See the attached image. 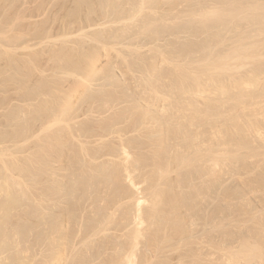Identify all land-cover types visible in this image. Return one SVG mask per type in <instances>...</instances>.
Instances as JSON below:
<instances>
[{"label": "rangeland", "instance_id": "obj_1", "mask_svg": "<svg viewBox=\"0 0 264 264\" xmlns=\"http://www.w3.org/2000/svg\"><path fill=\"white\" fill-rule=\"evenodd\" d=\"M238 1H240V2H238ZM92 2H95V3H92ZM220 2H223V3H220ZM251 3H252V5H251ZM256 3H258V4H256ZM31 4H33V5H31ZM116 4H117V6H116ZM155 4H157V5H155ZM253 4L255 5V7H253L254 6ZM263 4H264V0H262V1L261 0H232V1L231 0H226V1L225 0H215V1L214 0H210V1L209 0H192V1L191 0H178V1L177 0H149V1L148 0H141V1L140 0L139 1L138 0H134V1L133 0H130V1L129 0H124V1L120 0V2H119V0H1L0 1V22H2L1 25L3 23L4 24L2 26L0 25L1 26L0 30L2 29V31H0V38H1L0 39V46H1L0 49L1 48H4V49H1L0 56L4 53V51L5 52L7 51V52L4 53L6 56L3 54L0 57V90H1L0 91V131H1V133H0V136H1L0 144L2 143V145H0L1 146L0 147V175H1L0 176L1 177L0 188L2 187L0 189L1 190L0 191L1 192L0 193V201H1L0 202V230H1L0 233H2V234H0L1 235L0 236V249H5L4 252L2 250L3 253H1V250H0V253L2 255L0 257V261H2V262H0V263H2V264L3 263L4 264H12L13 263L14 264V261H15V264H17L18 262H19L18 264H22V263H24V264H33V263L34 264H45V263H47L48 264L51 261V260H49V258L53 259L52 258L53 256L51 254L53 253L54 249H55V252L57 253V251H56L57 248H54V247L58 246V245H55V246L53 245L54 242H55V244L57 243L56 242L57 240L54 241L55 238L53 237V232H52L55 229H53L51 231V229L54 228V224L52 223L53 222L52 219L56 222L57 216H55V213H57V211L59 213V208L61 210H63V207L65 209L69 205V207L67 209H65L66 211L64 210V213L66 215L69 213L68 218L70 219L69 221L72 223V224L71 223L70 224L74 225L76 227L75 231L76 232L78 230H80L81 232L83 231L84 234L86 235L87 233H89V231L91 229H93L94 232H95V230L97 231L98 236L96 235L97 233L95 232L94 236L91 233L92 237L90 236V233H89L90 237L87 235H86L87 237L82 235V237H80V238L79 237L73 238L76 241L78 239L83 238V237L85 238L84 241L82 239L80 241L78 240L80 243L77 242V244H78L77 245L75 243L76 241L74 242V240L71 238L72 236L74 237L73 228H75V227L69 225L70 227H73L72 228L73 232H69L70 230H68V232L71 233L72 236L70 234H68L67 231H64V229H65L63 227L64 225H62V227H60V228H56V230H55L56 232H54V235H55V233H58L57 230L63 229V230H61V232L63 231V234H64V232H66L67 233L66 235H68L69 239L73 240V242H72V240L69 241V239L67 237V242L70 245L67 242L64 243L65 244L64 245L65 250H66V248L69 249V250L67 249L68 252H65V253H70V254H67L68 256H70V258L65 255L67 257L68 261L65 260L66 259L65 258L64 261H62L63 264H65L64 262H67L66 264H82L79 262L82 261L83 259H85V260H83L82 262H84L85 264H87L88 262H89L88 264H94V263L95 264H99V263L103 264V263H101V262H103V260L107 261V262L104 261L105 264L106 263L108 264L110 262V260H112L111 263L116 262L118 264L121 261V260L118 261V259H117L119 256L120 257L122 256V258L119 257V259H122V260L125 259L127 261V259H126L127 257L123 256V253L125 252L124 253V255H125L126 251H124L121 248L122 246L121 247L119 246L118 242L123 241L122 239H124L126 236L131 237V239L134 238L135 235L134 236L132 234L130 235V233H132L133 231L135 233V231H136L135 229H137L138 226L140 225V224L139 225L137 224V221H139L138 220L139 218L138 219L136 218V216H137L136 214H138L137 213L138 208L140 209L139 211L141 212V215L144 213L143 214L144 216L143 215L142 216L147 221L148 220L149 221L144 222L145 225L142 223L141 225H143V226L140 225V229H143L141 227H144V228L146 227V229L143 230V231H145V232H143V235H144V233H145V235L144 236L140 235L139 237H141V238H138L140 242H139V245L137 244V247H135V249H136L135 251H137V253L134 252L135 253L134 257L136 258V259L133 258L136 260L134 264H155V262H157L156 264H158V263L159 264H180V263L181 264H264V94H263L264 93V72H263L264 71L263 70L264 69V66H263L264 65V54H263L264 53V33H263L264 32V27H263L264 23H261V22H264V20H263L264 19V5ZM145 5H147V6H145ZM152 5H153V7H157V8H153ZM102 6H104V7H102ZM202 6H204V7H202ZM210 6H211V8H209ZM259 7H261V8L259 9ZM215 8H218V9L216 10ZM119 9H121V10H119ZM250 9L253 11H251ZM206 10H208V11H206ZM214 10H216V11H214ZM220 11L223 13L219 17L218 14L219 13L221 14ZM134 12H136V13H134ZM204 12H205V14H204ZM210 12H211V14H210ZM169 14H170V16H168ZM193 14H195V15H193ZM209 14H210V16H209ZM105 15H107V16H105ZM118 16H120V17H118ZM91 17H93L96 22L94 20H92L93 18H91ZM205 17H207V18H205ZM143 19H145V20H143ZM203 19H205V20H203ZM78 20H80V21H78ZM109 20H111V21H109ZM156 20H157V22H156ZM236 20H239V21H236ZM92 22H93V24H92ZM191 22L193 23V25ZM198 22L200 24H198ZM226 22H227V24H226ZM250 22H251V24H250ZM186 24H189V26H187ZM228 24H230V25H228ZM240 24H242V25H240ZM222 25H223V27H222ZM157 26H159V27L157 28ZM153 27H155V28H153ZM207 27H208V29H207ZM243 27H245V29H243ZM183 28L185 29V31ZM256 28H257V30H255ZM261 28H262V30H261ZM82 29H83V31H82ZM155 29H156V31H155ZM62 30H64V31H62ZM95 30H97V31H95ZM253 30H255V31H253ZM48 32H49V34H48ZM94 33H96V34H94ZM67 34H69V35H67ZM99 35L101 38L98 37ZM218 35H219V37H218ZM12 36H13V38H12ZM8 37L10 39H8ZM3 38H4V40H3ZM6 38H7V40H6ZM95 38H98V39L95 40ZM16 39H18V40H16ZM31 39H32V41H31ZM93 39H94V41H93ZM101 39H102V41H100ZM254 40L256 42H254ZM6 41L8 44L6 43ZM70 41H72V42H70ZM10 43H12V44L14 43V44L10 45ZM130 43H132V44H130ZM241 43H242V46H241ZM77 45H79V46H77ZM83 46H84V48H83ZM95 46L99 50V53L104 51L101 53L104 56L98 55L99 60L96 61V62H98L97 66L99 67V69L100 68H102V69H100V70L98 69L97 73L93 72V74L91 73V74H89L91 76H89V75H87L88 74L87 73L88 71H86L87 69L84 68V67H87V64L79 62V61L81 59L80 57H82L81 56L82 53H84V54L87 52L90 53L91 50L93 49V47L96 48ZM105 46L107 47V49ZM73 47H74L76 52L72 51V50H74ZM78 48H80L81 50ZM64 49H67V51H65ZM13 50H15V51H13ZM68 50H70V52ZM95 51H96V49H95ZM170 51H172V52H170ZM71 52H73V53L71 54ZM96 54H98V51ZM168 55L173 56V57H169ZM223 56H224V58H222ZM60 57H62V58H60ZM61 59H62V61H61ZM63 59L65 60V62ZM157 59H158V61H157ZM175 60H177V61H175ZM63 62L64 63L67 62L66 63L67 65L64 64ZM11 63H14V64L16 63L17 64L16 67L19 66L20 68L14 67V64L12 66ZM114 63H115V65L112 67L111 65ZM151 63H154V64H151ZM19 64L21 66H23V64H24V66L21 67ZM69 64L71 65L72 68L69 66ZM106 64H107V66H108V64H111L109 66H111L112 68L117 67L116 69L114 68L116 71L113 70L112 68L111 69L108 68L109 67L108 66L107 68L110 69L109 72H111L112 74L109 73L107 68H106ZM80 65H82V66H80ZM177 65H178V67H177ZM8 66L11 68H9ZM142 66H144V67H142ZM155 66H156V70L154 69ZM152 67H153L154 72H152L153 71L151 69ZM134 68H136V69H134ZM142 68H143V70H142ZM17 69L19 70V73H18ZM67 69H68V71H67ZM149 69H151V70H149ZM101 70H102V72H100ZM104 70L106 72H108V75H110V76L115 74V76H113V77L118 78V76L121 75L122 78H119V79L120 80L122 79L124 81L120 82L118 79V81H119L118 82L117 79L115 80V78H114L113 79L114 81L112 82V78H113L112 76H111L112 78L109 77L111 80L107 76H105V77H107L108 79H106V78L103 79L102 78V77H104L103 75H107V73L104 72ZM260 70L262 71V73ZM257 72H259V73H257ZM15 73H17V74L15 75ZM81 73H82V75H81ZM104 73H106V74H104ZM151 74H153V75H151ZM122 75L124 76V79H123ZM259 75H260V77H258ZM27 76H28V78H27ZM87 76L89 78H87ZM95 77H97V78H95ZM255 77H257V78L255 79ZM92 78L93 79L95 78V79L93 80ZM213 78H215V79L213 80ZM251 78H253L256 83ZM19 79H20V81H19ZM221 79H223V82ZM6 81H8V82H6ZM106 81H108V82H106ZM252 81L255 84L251 83ZM43 83H44V85H43ZM111 83H113L114 85ZM221 84H222V86H220ZM250 85H252V86H250ZM76 86H78V87H76ZM126 87L128 90H126ZM159 88H160V90H159ZM174 88H176V89H174ZM225 88L228 91H223V90H226ZM247 88H250V89H247ZM60 89L63 92H60L61 91ZM71 89H73L75 91V95H74V91H72ZM86 89H88V90H86ZM191 90H192V92H191ZM182 91H184L183 94H182ZM188 91H190V92H188ZM234 91H235V93H234ZM69 92H71V93H69ZM150 92H152V93H150ZM260 92H261V94H260ZM5 93H7L8 95H6ZM46 93L48 94V96ZM189 93H191L193 95H190ZM242 93L245 94V97L244 96L242 97V95H243ZM80 94H81V96H79ZM95 94H96V96H95ZM169 94H170V96H169ZM232 94L234 96H232ZM44 95H45V97H44ZM64 95H65V97H64L65 99H67L68 95H70V96L73 95L72 97L74 98L73 99L70 96L68 97V98H72L70 100L71 103L69 106L71 109L70 108L69 109H70V111L73 110L71 112L68 110L69 111L68 114H67V110L65 112H64V110H62V102H64V98H63ZM105 95H107V98H105L106 97ZM127 95H129L128 96L129 98L127 97ZM144 95H146V96H144ZM156 95H158V96H156ZM39 96H40V98H39ZM55 96H56V98H55ZM108 96H110V97L108 98ZM101 97H104L103 100ZM118 97H119V99H118ZM147 97H148V99H147ZM161 97H163V98H161ZM248 97H249V99H248ZM151 98H152V100H151ZM189 98L191 100H189ZM56 99H57V101H56ZM108 99H110V100H108ZM120 99H121V101H120ZM142 99L144 101H142ZM177 99H178V101H177ZM187 99H188V101H187ZM132 100H134V101L132 102ZM60 101H62V102H60ZM89 101H90V103H89ZM114 101L117 103H115ZM197 101H198V103H197ZM50 102L52 103V105ZM141 102L142 103L145 102L147 104V106L143 103L145 105V107H144V105ZM142 105H143V107H142ZM164 105H165V108H164ZM186 105L188 107H186ZM47 106H48V108H47ZM149 106H151V107H149ZM162 106H163V108H162ZM192 106H194V107H192ZM93 107H94V109H93ZM20 108H22V109L20 110ZM60 108L62 110V115H61V110H59ZM219 108H221V109H219ZM234 108H235V110H234ZM40 109H42V110H40ZM50 109L52 110V112ZM167 109L169 110V113H168ZM190 109H192V110H190ZM222 109H223V111H222ZM93 110H95V111L93 112ZM162 110H164V111H162ZM210 110H211V112H210ZM57 111L59 112L58 114H57ZM75 111L76 112L79 111V112L75 113ZM127 111H128V113H127ZM13 112L15 115L13 114V116H12L11 113H13ZM63 112L66 114H64ZM145 112H147L148 114ZM22 113L24 114V116L20 117L22 115ZM37 113H38V115H37ZM209 114L211 117L209 116ZM51 115H53V116H51ZM57 115H59V116L61 115L60 116L61 118ZM65 115H66V117H65ZM67 115H68V117H67ZM117 115H118V117H117ZM119 115H121V116H119ZM155 115H156V117H155ZM219 115H220V117H219ZM55 116L57 119L59 117L58 120H61V121H58V120L56 121L59 123L55 122L56 118L55 119L53 118ZM145 116H146V118H145ZM192 116H194V117H192ZM11 117H13L14 119ZM142 117H144V119ZM168 117H171V118L168 119ZM154 118H156L157 121ZM180 118L183 120H181ZM50 119H51V121L53 120L54 123H53V121L52 122L49 121ZM99 120H101V121H99ZM158 120H160V121H158ZM76 122L78 124H76ZM159 122H161V124H163L162 129L167 128L166 130H167L168 136L166 135V139H167L166 141L167 142L165 141V143H166V144H164L165 146L161 145V140H162L161 131L162 130L161 131L159 130V129H161V126L158 127V125H161ZM165 122H166V124H165ZM189 122H190V125H189ZM228 122H229V124H228ZM147 123L148 124L151 123V124L148 125ZM21 124H23V125H21ZM164 125H165V127H164ZM62 126H63V128H62ZM110 126H111V128H108ZM155 126H157V127H155ZM227 126H229V127H227ZM43 127H44V129H43ZM16 128L19 130H17ZM168 128H172V129H168ZM53 129H55V130H53ZM58 129H59V131L62 129L61 130L62 134H64V136L66 137L65 139H67L66 140L67 142L64 141V142H66V144H64L62 141H61L62 143L58 144L59 140L56 141L55 136L57 134H55L54 132H56V131L59 132ZM65 129L66 130L68 129L70 133L68 132V130L66 131ZM52 130H53V132H51ZM174 130L176 131V133ZM17 131L19 133H17ZM121 131H123V132H121ZM3 132H5V133H3ZM14 132H16V133L14 134ZM155 133H157V134H155ZM51 134H52V136H51ZM12 135L15 137H13ZM49 136H51V137H49ZM158 136L160 139L158 138ZM2 137H4V138H2ZM53 137H55L54 138L55 140H53ZM230 138H231V140H230ZM36 139H38V140H36ZM46 139H48V140H46ZM51 139L53 140L52 141L53 143L55 141V143H54L55 145L57 144L56 145L57 147L55 146L56 149H58L62 146L60 148V150L58 149L59 152H61V150H62L61 153L57 152L58 157H56L57 155H56L55 151L51 150V152H54V154L50 153V148L52 146H53V149H55L54 144L50 141ZM47 141L52 143L51 145H49V147L51 146L50 148L48 146H46ZM49 142H48V144H50ZM91 143H94V144H91ZM43 144H44V146H43ZM199 145L202 147H200ZM45 146L49 149L45 150L46 149ZM58 146H60V147H58ZM125 146L127 149L129 148L128 152H130V156H127L128 159L126 158L127 154H123V152H124L123 147L125 148ZM43 148H44L45 152H44ZM120 149H121V151H120ZM58 150H56V151H58ZM165 150L167 151V153ZM168 151H169V153H168ZM184 151H185V153H184ZM2 152H3V154H2ZM46 152L48 154H46ZM97 152H99V154ZM175 152L178 154H176ZM19 153H20V155H19ZM156 153H158V154H156ZM38 154L48 155L47 156L48 157L47 162L49 161L50 164H48L47 162H46L47 164H45V165L43 164L44 166L48 165L47 167H44L42 165L44 168H41L42 166L38 160H41L43 158L40 157L41 159H38L39 158ZM59 154L63 158H61V157L59 158V156H60ZM64 154H65V157H64ZM36 155H38V157ZM49 155H54L53 158L56 157V159L57 158L59 160L61 159L63 164L58 159H57L58 161H56L55 158H54L55 160L54 159L52 160V156L50 158ZM108 155H110V156H108ZM154 155H156V156H154ZM102 157H104V158H102ZM1 158H4V159H1ZM36 158H37V164H36ZM73 158H75V159H73ZM145 158H147V159H145ZM175 158L176 159L178 158V159L176 160ZM44 159L41 161L44 162L46 160V159L45 160ZM80 159H82V160L80 161ZM71 160H72V162H71ZM18 161L23 163V164L19 163ZM29 161H31L32 164ZM158 161H160L159 164H158ZM216 161H217V163H216ZM5 162H6V164H3ZM89 162H91L92 164ZM104 162H105V164H104ZM164 162L167 164L169 163L168 164L169 167H167L169 169H167V171H166L167 173H165V171L159 173L158 171H160L159 169H161V168H158V167L160 166L161 163H164ZM38 163L41 167L38 166ZM119 163H120V165H119ZM125 163L129 167V169H127V170H126V168H128V167ZM138 163H139V165H138ZM156 163H157V165H156ZM2 164H3V166H2ZM53 164H56V165H53ZM218 165H219V167H218ZM54 166L57 168L55 169ZM104 166H106V168ZM37 167H39L41 169L39 171H43V172L38 173L39 176H36L37 174L34 173V171L37 172L35 170ZM52 167L54 169V172L55 173L57 172L56 173L57 175L54 174L55 177L52 175H49V174H53V169H52V171L50 169ZM115 167L117 169L119 168V170H117ZM160 167H162V164ZM8 168L12 171L13 174H11V171L8 170ZM39 168H37V169H39ZM45 168H48V169H45ZM59 170L62 172H59ZM91 170H93V171H91ZM128 170L132 171V174ZM2 171H4V172L2 173ZM221 171H222V173H221ZM48 172H49V174H48ZM119 172H120V174H118ZM149 172H151V173H149ZM15 174H16V176H15ZM91 174H93V175H91ZM117 174L121 179L116 180L118 178ZM127 174H130L131 176H133V179L135 181L133 179H132L133 181H131L132 177L128 176ZM7 175H9L8 178H7ZM12 175H13V177H12ZM63 175H65V176H63ZM108 175H110V177H112V179H113V176L117 177V178H114V180H116V181L111 180V178H109V177L107 179ZM160 175L162 176L161 178L159 177ZM35 176H36V178H35ZM57 176H59V177H57ZM60 176H62L63 178ZM51 177H54V178L57 177V178H59V180H62L61 183H64V184H61L60 182H58L59 181L58 179L52 178L53 180H56L57 183H55V184L59 183L57 185V187L59 188V190H57V192H56L57 188H55V187L53 188V185H55V184L52 185V182H55V181H52ZM126 177H128V178H126ZM129 177H131V178H129ZM21 178H23V179H21ZM11 179H15V180L17 179V180L15 181V180H11ZM88 179L91 181L90 183L92 185L88 183L89 182ZM109 179L111 180V182L109 181ZM177 179H178V181H177ZM28 180H29V182H28ZM1 181L3 182L2 184H1ZM82 181H83V183H82ZM112 181L116 182V183H113ZM101 182H102V184H101ZM7 183H9V184L7 185ZM21 183H22V185H21ZM31 183H33V184H31ZM18 184H19V187H18ZM60 184H61V186H65V187H62L64 189H61ZM126 184H128L129 187ZM4 185H6V186H4ZM36 185H38L39 187ZM155 185L158 186V188H160L161 185H164V187L162 186L164 191L161 190V192H164V194L162 193L164 196L162 195L163 197L160 198L163 202V204L161 202V205L163 207L160 206V208L162 207L160 209L161 214H159V212H158L160 218H156L157 216L152 214V216H155V219H154L151 215L149 217V215L146 214L148 212L149 205H150L151 201L149 202V200H148L145 202V200L154 198L152 196H154V194L158 190H159L158 192H160V189L155 188ZM167 185H170L169 189L171 187H172V189H173V187H175V188L173 190L170 189V190H172V191H170V190L166 189L168 187ZM8 186H9V188H8ZM20 187H21V189H20ZM117 188H119V189L117 190ZM122 188H124L123 190H125V188H126V190H129L130 193H128L125 190L128 193V195H127V193L124 194L125 191L123 192ZM153 188H154V191H156L155 189H158V190L155 193H153V195H151ZM3 189H5V190H3ZM23 189L26 191H24ZM109 189H110V191H109ZM60 190L61 191L63 190L62 192H64V191L67 192L66 190H68V192L64 193L65 195H63ZM113 190H114V193H113ZM119 190H121V191H119ZM224 190H226V191H224ZM6 191H7V193H6ZM23 191L27 192V193L24 194ZM34 192H36V193H34ZM9 193H11V194H9ZM13 193H14V196H13ZM20 193H21V195H20ZM55 193H57V194H55ZM77 194L78 195L80 194L79 197H77L78 196ZM9 195H12L11 196L12 198H10ZM61 195H62V198L64 197L63 199L61 198ZM94 195H96V197ZM124 195H125V197H123ZM45 196H47V197H45ZM54 196L58 197L59 203L61 201H63L62 204L60 203L61 205H63V207H61V206L59 207L60 204H58V206H55L57 204V197H56V199H54L55 198ZM59 196H60L61 200H59ZM82 196H83V198H82L83 200L81 199ZM91 196H92V200L90 201L88 199H91ZM99 196H100V198H98ZM115 196L120 197V198H118L119 201H117V197H115ZM84 197H85V200H84ZM112 197L114 198V200L112 199ZM177 197H178V199H177ZM8 198H9V200H8ZM95 198H96V202L94 201ZM97 198L99 199V202H97L98 201ZM107 198H109V199H107ZM144 198H145V200H144V202H142L140 204L141 205L140 206L137 203V201H139L140 199L143 200ZM163 198H165V199H163ZM12 199L13 200L16 199L15 200L16 202H13ZM36 199L38 201H36ZM78 199H79V201H78ZM103 199H104V201H103ZM54 200H55V203H54ZM108 200H111L112 202L115 201L112 204H115L116 202H118V203L115 206L114 205L111 206V204H110L111 202L109 201L110 203H108ZM174 200H176V202ZM17 201H18V203H17ZM83 201L84 202L85 201L90 202V204H89V202H86V204H84L86 209H85V207L82 208L83 206L80 204V203H83ZM105 201H107V203L110 204V207L107 206L108 205L107 203L105 204ZM6 202H8V204ZM96 203H98L97 209H96V206H97ZM174 203L178 205V206L176 205L178 211H175L176 208H174V206H173V205H175ZM4 204H5V206H4ZM104 204L106 206H104ZM151 205L153 206V204H151ZM151 205H150V208L152 210ZM88 206H90V207H88ZM100 206H103V207H100ZM10 207H13V208L10 209ZM105 207L106 208L108 207V209H106ZM135 207L136 208L138 207L136 213H135V210H136ZM140 207H142V210ZM52 208L54 210L56 209V211L54 212V210ZM57 208H58V210H57ZM92 208H94V209H92ZM98 208H100L101 211ZM103 208H105V209H103ZM131 208L134 210H132ZM82 209H84V210H82ZM90 209L92 210L93 214H92ZM80 210H81V212H83L82 213L83 215L80 214L81 213ZM97 210H99L98 213H97ZM129 210L131 212H129ZM151 210L149 209V211H151ZM161 210H163V211H161ZM114 211H115V213H114ZM174 211H175V213H174ZM53 212H54L55 218H53L54 216H53V214H51ZM66 212H68V213H66ZM163 212H166V213H164L166 215L169 214L168 216L170 218H168V216H167V219H168L167 221H166V215H165V217L163 216L165 219L162 217ZM49 213L51 214L50 216H49ZM96 213L99 214L100 217L103 214L104 215L100 218V217H98V215H96ZM134 213H135V215H134ZM8 214H9V216H8ZM62 214H63V212L60 215H62ZM100 214H102V215H100ZM128 214H129V216H127ZM150 214H151V212H150ZM41 215H43V216H41ZM87 215L89 217H87ZM92 215H94L95 217L94 216L92 217ZM62 216H59V217L63 220ZM80 216H81V218H80ZM106 216H109L112 220L111 221L105 220ZM134 216H135V218H134ZM64 217H67V216H64ZM90 217L92 218V220L90 219ZM44 218L45 219L47 218L46 219L47 221ZM94 218H96L97 220H98V218H100L99 220H101L102 218L103 219L105 218L104 219L105 223L107 224V222H108V224L106 225L107 228H105V223H102L100 221L102 223V224H100V222L96 221V219H94ZM149 218H151V220L153 219L152 222ZM49 219H50V221H49ZM61 219H60V221H62ZM71 219H72V221H71ZM86 219H90V220H86ZM136 219H137V221H134ZM158 219H159V222L157 221ZM39 220H41V221H39ZM76 220H78L80 222H78ZM180 220H183V221H180ZM60 221H57V223L55 225L58 227H59V225L61 226ZM73 221H75V222L73 223ZM91 221H93V222L96 221V222H98L96 224H98V225L100 224L101 226L99 225V227L96 228L97 225L94 224L95 222L91 223ZM161 221H163L162 224H164L166 222H170V223L172 222V224L170 225V223H169V225H168V223H166L168 226H166V224H164V225L161 224L162 227H160V226L157 227ZM174 221H175V223H173ZM176 221H180V223H182L183 225L179 224L178 222H177V224H179L183 227H181V226L179 227L177 225H174V224H176ZM58 222H59V224H58ZM88 222L91 226L89 224H86ZM111 222H113L112 226H111ZM157 222H158V225L156 226ZM192 222H193V224H192ZM62 223L65 224L63 221H62ZM78 223L79 224L81 223L83 225V227L81 224L79 227ZM83 223L86 225H89V227L87 228V231L89 229L88 232L87 231L85 232L86 229L84 230L85 225ZM138 223H140V222H138ZM151 223H152V225H150ZM41 224H43V225H41ZM67 224H69V223H67ZM67 224H66V226H68ZM92 224L95 225L96 227H94V226L92 227ZM117 224H118V226H117ZM185 224H187V225H185ZM147 225H149V226H147ZM109 226H111V227H109ZM163 226H165V228ZM122 227H124V228H122ZM111 228H113V229H111ZM159 228H162V230L161 229L159 230ZM163 228H164V230H163ZM67 229H71V228L66 227V230ZM155 229H157L159 233L155 234L157 232V230H155ZM179 229H180V231H179ZM80 231H78V232H80ZM94 232H93V234H94ZM4 233H5L6 237L4 236ZM60 233H58V234L61 236ZM158 234H159V237L161 235L160 239H162L161 240L162 242L159 241L160 239L157 236ZM7 235L9 236V238H7L8 237ZM59 235H58L59 239L56 235L58 241H60V238L62 237V236L60 237ZM154 235H156L157 238H155ZM10 236H12V237H10ZM78 236H81V234H79ZM13 237H15V238L13 239ZM52 237H53V241H52ZM64 237L66 239V236H64ZM75 237H77V236H75ZM95 237H97V238L95 239ZM150 237L151 238L154 237L156 240L159 239L158 241L160 242V244H158V242H157V244L159 246H157V244L153 241L154 239L151 240ZM179 237H181V238H179ZM108 238H110V239H108ZM1 239H2V243H1ZM138 239H137V241H138ZM6 240H7V242H6ZM124 240H127V237ZM61 241H63V240H61ZM90 241L92 244L89 243ZM98 241H100L99 244L97 243ZM103 241H104V243H102L103 244L102 245L101 242H103ZM113 242H115L114 245H112ZM149 242H154L153 246ZM5 243H6V245H4ZM84 243L86 244V246ZM94 243H95V245H93ZM66 245H68V247ZM108 245H111V246H108ZM154 245H156V246H154ZM1 246L5 247V248H1ZM112 246H114V247H112ZM130 246H131V244H130ZM6 247H8V248H6ZM98 247L101 248L100 250H102V251H100ZM103 247L105 249H102ZM118 247H120L123 250L122 253H120L122 250ZM12 248H13V250H12ZM16 248H17V250H16ZM21 248H24V250L23 249L21 250ZM107 248H108V250H107ZM112 248H113V250H112ZM116 248L118 250H116ZM7 249H9V250L11 249V250L9 251ZM84 250H86V251H84ZM96 250H98V251L95 252ZM104 250H106V251H104ZM8 251L10 254L8 253ZM91 251H92V253L95 252L93 254L94 255L93 257H91L92 256ZM31 252H32V254H31ZM98 252L101 254H99ZM129 252H130V250H129ZM56 253H55V255H56ZM96 253H97V255H96ZM107 253H109V254H107ZM22 254L26 255L27 257L23 256ZM28 254H29V256H28ZM82 254H85V255H82ZM8 255L9 256L15 255L14 259L16 258L17 261L13 260V258L11 256H10V258H8L9 257ZM30 255H31V257H30ZM113 255H116V257ZM50 256H52V257H50ZM98 256L100 257V259L102 261L99 259ZM109 256H111V257L109 258ZM159 256H161V257H159ZM6 257H7V259H6ZM20 257H23V258L25 257V258L23 259ZM79 257L82 258V260ZM88 257H89V259L90 258H92V259L88 260ZM102 257H104V259H102ZM93 258H95V259L93 260ZM113 258H114V262H113ZM19 259L22 261H20ZM47 259L49 260L48 262H46ZM116 259L118 262L115 261ZM3 260H5V261H3ZM23 260L24 261L26 260V261L24 262ZM92 260L94 261L93 263H92ZM95 260L96 261L100 260L101 262H96ZM27 261L28 262L30 261L31 263L30 262L27 263ZM126 261H124V264L126 263ZM122 262L123 261H121V264H123ZM161 262H163V263H161Z\"/></svg>", "mask_w": 264, "mask_h": 264}, {"label": "bare ground", "instance_id": "obj_2", "mask_svg": "<svg viewBox=\"0 0 264 264\" xmlns=\"http://www.w3.org/2000/svg\"><path fill=\"white\" fill-rule=\"evenodd\" d=\"M0 1H1V0H0ZM123 1H124V0H123ZM129 1H130V0H129ZM133 1H134V0H133ZM138 1H139V0H138ZM140 1H141V0H140ZM148 1H149V0H148ZM177 1H178V0H177ZM191 1H192V0H191ZM209 1H210V0H209ZM214 1H215V0H214ZM225 1H226V0H225ZM231 1H232V0H231ZM261 1H262V0H261ZM119 2H120V0H119ZM150 2H151V1H150ZM175 2H176V1H175ZM175 2H174V3H175ZM185 2H186V1H185ZM238 2H240V1H238ZM14 3H15V2H14ZM17 3H18V2H17ZM22 3H23V2H22ZM33 3H34V2H33ZM92 3H95V2H92ZM122 3H123V2H122ZM127 3H128V2H127ZM137 3H138V2H137ZM140 3H141V2H140ZM183 3H184V2H183ZM188 3H189V2H188ZM215 3H216V2H215ZM220 3H223V2H220ZM24 4H25V3H24ZM103 4H104V3H103ZM130 4H131V3H130ZM134 4H135V3H134ZM138 4H139V3H138ZM142 4H143V3H142ZM148 4H149V3H148ZM181 4H182V3H181ZM249 4H250V3H249ZM256 4H258V3H256ZM31 5H33V4H31ZM81 5H82V4H81ZM100 5H101V4H100ZM155 5H157V4H155ZM190 5H191V4H190ZM251 5H252V3H251ZM253 5H254V4H253ZM260 5H261V4H260ZM263 5H264V4H263ZM78 6H79V5H78ZM93 6H94V5H93ZM105 6H106V5H105ZM108 6H109V5H108ZM116 6H117V4H116ZM138 6H139V5H138ZM145 6H147V5H145ZM91 7H92V6H91ZM102 7H104V6H102ZM102 7H101V8H102ZM114 7H115V6H114ZM152 7H153V5H152ZM162 7H163V6H162ZM171 7H172V6H171ZM176 7H177V6H176ZM194 7H195V6H194ZM202 7H204V6H202ZM253 7H255V5H254ZM253 7H252V8H253ZM79 8H80V7H79ZM123 8H124V7H123ZM153 8H157V7H153ZM173 8H174V7H173ZM187 8H188V7H187ZM187 8H186V9H187ZM198 8H199V7H198ZM209 8H211V6H210ZM222 8H223V7H222ZM247 8H248V7H247ZM260 8H261V7H259V9H260ZM6 9H7V8H6ZM6 9H5V10H6ZM93 9H94V8H93ZM103 9H104V8H103ZM121 9H122V8H121ZM121 9H119V10H121ZM196 9H197V8H196ZM215 9L217 10L218 8H215ZM255 9H256V8H255ZM1 10H2V9H1ZM97 10H98V9H97ZM116 10H117V9H116ZM123 10H124V9H123ZM140 10H141V9H140ZM173 10H174V9H173ZM192 10H193V9H192ZM192 10H191V11H192ZM212 10H213V9H212ZM216 10H214V11H216ZM235 10H236V9H235ZM235 10H234V11H235ZM250 10H251V9H250ZM99 11H100V10H99ZM105 11H106V10H105ZM113 11H114V10H113ZM125 11H126V10H125ZM129 11H130V10H129ZM199 11H200V10H199ZM204 11H205V10H204ZM206 11H208V10H206ZM210 11H211V10H210ZM221 11H222V10H221ZM221 11H220V12H221ZM251 11H253V10H251ZM258 11H259V10H258ZM75 12H76V11H75ZM136 12H137V11H136ZM136 12H134V13H136ZM186 12H187V11H186ZM194 12H195V11H194ZM212 12H213V11H212ZM218 12H219V11H218ZM218 12H217V13H218ZM226 12H227V11H226ZM137 13H138V12H137ZM145 13H146V12H145ZM154 13H155V12H154ZM207 13H208V12H207ZM222 13H223V12H221V14H220V13L218 14L219 17H220V15H222ZM247 13H248V12H247ZM2 14H3V13H2ZM36 14H37V13H36ZM45 14H46V13H45ZM115 14H116V13H115ZM126 14H127V13H126ZM163 14H164V13H163ZM185 14H186V13H185ZM185 14H184V15H185ZM191 14H192V13H191ZM204 14H205V12H204ZM210 14H211V12H210ZM210 14H209V16H210ZM232 14H233V13H232ZM243 14H244V13H243ZM16 15H17V14H16ZM20 15H21V14H20ZM70 15H71V14H70ZM73 15H74V14H73ZM78 15H79V14H78ZM78 15H77V16H78ZM87 15H88V14H87ZM180 15H181V14H180ZM186 15H187V14H186ZM193 15H195V14H193ZM193 15H192V16H193ZM223 15H224V14H223ZM257 15H258V14H257ZM75 16H76V15H75ZM75 16H74V17H75ZM96 16H97V15H96ZM99 16H100V15H99ZM105 16H107V15H105ZM133 16H134V15H133ZM144 16H145V15H144ZM144 16H143V17H144ZM168 16H170V14H169ZM198 16H199V15H198ZM209 16H208V17H209ZM251 16H252V15H251ZM259 16H260V15H259ZM262 16H263V15H262ZM48 17H49V16H48ZM101 17H102V16H101ZM118 17H120V16H118ZM126 17H127V16H126ZM157 17H158V16H157ZM160 17H161V16H160ZM211 17H212V16H211ZM211 17H210V18H211ZM226 17H227V16H226ZM242 17H243V16H242ZM12 18H13V17H12ZM75 18H76V17H75ZM91 18H93V17H91ZM109 18H110V17H109ZM132 18H133V17H132ZM153 18H154V17H153ZM175 18H176V17H175ZM175 18H174V19H175ZM205 18H207V17H205ZM232 18H233V17H232ZM250 18H251V17H250ZM252 18H253V17H252ZM5 19H6V18H5ZM125 19H126V18H125ZM163 19H164V18H163ZM183 19H184V18H183ZM254 19H255V18H254ZM261 19H262V18H261ZM2 20H3V19H2ZM85 20H86V19H85ZM92 20L95 21L94 18H93ZM143 20H145V19H143ZM152 20H153V19H152ZM166 20H167V19H166ZM203 20H205V19H203ZM212 20H213V19H212ZM216 20H217V19H216ZM222 20H223V19H222ZM263 20H264V19H263ZM263 20H262V21H263ZM13 21H14V20H13ZM78 21H80V20H78ZM90 21H91V20H90ZM109 21H111V20H109ZM154 21H155V20H154ZM206 21H207V20H206ZM206 21H205V22H206ZM230 21H231V20H230ZM236 21H239V20H236ZM240 21H241V20H240ZM11 22H12V21H11ZM14 22H15V21H14ZM16 22H17V21H16ZM85 22H86V21H85ZM85 22H84V23H85ZM95 22H96V21H95ZM101 22H102V21H101ZM101 22H100V23H101ZM156 22H157V20H156ZM194 22H195V21H194ZM228 22H229V21H228ZM241 22H242V21H241ZM256 22H257V21H256ZM1 23H2V22H0V25H1ZM78 23H79V22H78ZM143 23H144V22H143ZM149 23H150V22H149ZM191 23H192V22H191ZM223 23H224V22H223ZM229 23H230V22H229ZM231 23H232V22H231ZM259 23H260V22H259ZM261 23H264V22H261ZM3 24H4V23H3ZM3 24H2V25H3ZM12 24H13V23H12ZM30 24H31V23H30ZM81 24H82V23H81ZM92 24H93V22H92ZM104 24H105V23H104ZM198 24H200V23L198 22ZM226 24H227V22H226ZM238 24H239V23H238ZM250 24H251V22H250ZM2 25H1V26H2ZM71 25H72V24H71ZM78 25H79V24H78ZM98 25H99V24H98ZM186 25L189 26V24H186ZM190 25H191V24H190ZM192 25H193V23H192ZM217 25H218V24H217ZM223 25H224V24H223ZM223 25H222V27H223ZM228 25H230V24H228ZM240 25H242V24H240ZM246 25H247V24H246ZM260 25H261V24H260ZM1 26H0V27H1ZM10 26H11V25H10ZM17 26H18V25H17ZM47 26H48V25H47ZM68 26H69V25H68ZM75 26H76V25H75ZM95 26H96V25H95ZM143 26H144V25H143ZM171 26H172V25H171ZM195 26H196V25H195ZM220 26H221V25H220ZM234 26H235V25H234ZM261 26H262V25H261ZM11 27H12V26H11ZM14 27H15V26H14ZM66 27H67V26H66ZM81 27H82V26H81ZM158 27H159V26H157V28H158ZM183 27H184V26H183ZM239 27H240V26H239ZM263 27H264V26H263ZM8 28H9V27H8ZM20 28H21V27H20ZM25 28H26V27H25ZM75 28H76V27H75ZM143 28H144V27H143ZM149 28H150V27H149ZM153 28H155V27H153ZM161 28H162V27H161ZM163 28H164V27H163ZM180 28H181V27H180ZM184 28H185V27H184ZM184 28H183V29H184ZM205 28H206V27H205ZM205 28H204V29H205ZM225 28H226V27H225ZM237 28H238V27H237ZM6 29H7V28H6ZM27 29H28V28H27ZM34 29H35V28H34ZM65 29H66V28H65ZM70 29H71V28H70ZM86 29H87V28H86ZM104 29H105V28H104ZM131 29H132V28H131ZM181 29H182V28H181ZM202 29H203V28H202ZM207 29H208V27H207ZM214 29H215V28H214ZM232 29H233V28H232ZM243 29H245V27H243ZM3 30H4V29H3ZM36 30H37V29H36ZM80 30H81V29H80ZM80 30H79V31H80ZM117 30H118V29H117ZM147 30H148V29H147ZM190 30H191V29H190ZM255 30H257V28H256ZM255 30H253V31H255ZM261 30H262V28H261ZM0 31H2V29H1ZM12 31H13V30H12ZM48 31H49V30H48ZM62 31H64V30H62ZM82 31H83V29H82ZM95 31H97V30H95ZM107 31H108V30H107ZM155 31H156V29H155ZM179 31H180V30H179ZM181 31H182V30H181ZM184 31H185V29H184ZM223 31H224V30H223ZM236 31H237V30H236ZM243 31H244V30H243ZM5 32H6V31H5ZM5 32H4V33H5ZM15 32H16V31H15ZM21 32H22V31H21ZM24 32H25V31H24ZM36 32H37V31H36ZM84 32H85V31H84ZM99 32H100V31H99ZM108 32H109V31H108ZM112 32H113V31H112ZM221 32H222V31H221ZM226 32H227V31H226ZM257 32H258V31H257ZM10 33H11V32H10ZM117 33H118V32H117ZM151 33H152V32H151ZM197 33H198V32H197ZM261 33H262V32H261ZM263 33H264V32H263ZM26 34H27V33H26ZM48 34H49V32H48ZM91 34H92V33H91ZM91 34H90V35H91ZM94 34H96V33H94ZM98 34H99V33H98ZM101 34H102V33H101ZM177 34H178V33H177ZM191 34H192V33H191ZM2 35H3V34H2ZM8 35H9V34H8ZM23 35H24V34H23ZM64 35H65V34H64ZM67 35H69V34H67ZM105 35H106V34H105ZM110 35H111V34H110ZM138 35H139V34H138ZM216 35H217V34H216ZM257 35H258V34H257ZM26 36H27V35H26ZM101 36H102V35H101ZM116 36H117V35H116ZM116 36H115V37H116ZM145 36H146V35H145ZM250 36H251V35H250ZM262 36H263V35H262ZM17 37H18V36H17ZM98 37H100V35H99ZM111 37H112V36H111ZM147 37H148V36H147ZM151 37H152V36H151ZM218 37H219V35H218ZM218 37H217V38H218ZM221 37H222V36H221ZM12 38H13V36H12ZM23 38H24V37H23ZM100 38H101V37H100ZM139 38H140V37H139ZM0 39H1V38H0ZM8 39H10V38L8 37ZM96 39H98V38H95V40H96ZM115 39H116V38H115ZM131 39H132V38H131ZM145 39H146V38H145ZM222 39H223V38H222ZM255 39H256V38H255ZM3 40H4V38H3ZM6 40H7V38H6ZM16 40H18V39H16ZM35 40H36V39H35ZM103 40H104V39H103ZM126 40H127V39H126ZM157 40H158V39H157ZM223 40H224V39H223ZM239 40H240V39H239ZM259 40H260V39H259ZM13 41H14V40H13ZM31 41H32V39H31ZM93 41H94V39H93ZM100 41H102V39H101ZM109 41H110V40H109ZM132 41H133V40H132ZM218 41H219V40H218ZM1 42H2V41H1ZM14 42H15V41H14ZM16 42H17V41H16ZM70 42H72V41H70ZM85 42H86V41H85ZM135 42H136V41H135ZM237 42H238V41H237ZM237 42H236V43H237ZM240 42H241V41H240ZM254 42H256V41L254 40ZM2 43H3V42H2ZM6 43H7V41H6ZM27 43H28V42H27ZM27 43H26V44H27ZM74 43H75V42H74ZM102 43H103V42H102ZM108 43H109V42H108ZM236 43H235V44H236ZM248 43H249V42H248ZM251 43H252V42H251ZM4 44H5V43H4ZM7 44H8V43H7ZM11 44H12V43H10V45H11ZM13 44H14V43H13ZM13 44H12V45H13ZM16 44H17V43H16ZM83 44H84V43H83ZM113 44H114V43H113ZM122 44H123V43H122ZM124 44H125V43H124ZM128 44H129V43H128ZM130 44H132V43H130ZM140 44H141V43H140ZM246 44H247V43H246ZM249 44H250V43H249ZM1 45H2V44H1ZM5 45H6V44H5ZM134 45H135V44H134ZM198 45H199V44H198ZM64 46H65V45H64ZM77 46H79V45H77ZM141 46H142V45H141ZM202 46H203V45H202ZM230 46H231V45H230ZM239 46H240V45H239ZM241 46H242V43H241ZM0 47H1V46H0ZM95 47H96V46H95ZM105 47H106V46H105ZM227 47H228V46H227ZM259 47H260V46H259ZM71 48H72V47H71ZM83 48H84V46H83ZM178 48H179V47H178ZM254 48H255V47H254ZM1 49H4V48H1ZM1 49H0V51H1ZM67 49H68V48H67ZM67 49H64V50L67 51ZM73 49H74V47H73ZM78 49H80V48H78ZM90 49H91V48H90ZM93 49H94V50H93ZM93 49H92L93 51H92V50H91V52L89 51L90 53H88V52L85 53V54L82 53V55H81L82 57H80V58H81L80 61L78 60L79 62H82V63L87 64V67H84L85 69H87L86 71H88V72H87V73H88L87 75H89V74H91V73L93 74V72H94V73H97V72H98L99 67L97 66V63H98V62H96V61L99 60L98 55H102L101 53L104 52V51H102V52L99 53V50L97 49V47H96V48L93 47ZM95 49H96V51H95ZM106 49H107V47H106ZM106 49H105V50H106ZM235 49H236V48H235ZM80 50H81V49H80ZM102 50H103V49H102ZM194 50H195V49H194ZM233 50H234V49H233ZM13 51H15V50H13ZM68 51L70 52V50H68ZM72 51H75V49L72 50ZM97 51H98V54H96ZM258 51H259V50H258ZM6 52H7V51H6ZM6 52L4 51V53H6ZM9 52H10V51H9ZM75 52H76V51H75ZM170 52H172V51H170ZM223 52H224V51H223ZM226 52H227V51H226ZM226 52H225V53H226ZM4 53H3V54H4ZM57 53H58V52H57ZM72 53H73V52H71V54H72ZM193 53H194V52H193ZM228 53H229V52H228ZM240 53H241V52H240ZM3 54H2V55H3ZM64 54H65V53H64ZM83 54H84V55H83ZM103 54H104V53H103ZM254 54H255V53H254ZM259 54H260V53H259ZM263 54H264V53H263ZM2 55H1V56H2ZM4 55H5V54H4ZM57 55H58V54H57ZM59 55H60V54H59ZM215 55H216V54H215ZM242 55H243V54H242ZM1 56H0V57H1ZM5 56H6V55H5ZM68 56H69V55H68ZM102 56H104V55H102ZM102 56H101V57H102ZM159 56H160V55H159ZM168 56H169V55H168ZM191 56H192V55H191ZM17 57H18V56H17ZM63 57H64V56H63ZM65 57H66V56H65ZM169 57H173V56H169ZM207 57H208V56H207ZM235 57H236V56H235ZM6 58H7V57H6ZM9 58H10V57H9ZM20 58H21V57H20ZM60 58H62V57H60ZM68 58H69V57H68ZM73 58H74V57H73ZM76 58H77V57H76ZM97 58H98V59H97ZM158 58H159V57H158ZM222 58H224V56H223ZM2 59H3V58H2ZM15 59H16V58H15ZM170 59H171V58H170ZM175 59H176V58H175ZM193 59H194V58H193ZM63 60H64V59H63ZM69 60H70V59H69ZM73 60H74V59H73ZM138 60H139V59H138ZM138 60H137V61H138ZM218 60H219V59H218ZM230 60H231V59H230ZM6 61H7V60H6ZM13 61H14V60H13ZM17 61H18V60H17ZM33 61H34V60H33ZM33 61H32V62H33ZM61 61H62V59H61ZM134 61H135V60H134ZM140 61H141V60H140ZM151 61H152V60H151ZM157 61H158V59H157ZM160 61H161V60H160ZM162 61H163V60H162ZM175 61H177V60H175ZM193 61H194V60H193ZM11 62H12V61H11ZM38 62H39V61H38ZM64 62H65V60H64ZM64 62H63V63H64ZM70 62H71V61H70ZM182 62H183V61H182ZM196 62H197V61H196ZM216 62H217V61H216ZM61 63H62V62H61ZM66 63H67V62H66ZM66 63H64V64H66ZM68 63H69V62H68ZM110 63H111V62H110ZM156 63H157V62H156ZM159 63H160V62H159ZM11 64H12V66H13L14 63H11ZM38 64H39V63H38ZM72 64H73V63H72ZM74 64H75V63H74ZM80 64H81V63H80ZM117 64H118V63H117ZM131 64H132V63H131ZM134 64H135V63H134ZM144 64H145V63H144ZM151 64H154V63H151ZM151 64H150V65H151ZM220 64H221V63H220ZM9 65H10V64H9ZM16 65H17V64L15 63V64H14V67H16ZM19 65H20V64H19ZM66 65H67V64H66ZM83 65H84V64H83ZM88 65H89V66H88ZM98 65H99V64H98ZM109 65H111V64H108V66H109ZM114 65H115V63L112 64L111 66L113 67ZM145 65H146V64H145ZM145 65H144V66H145ZM160 65H161V64H160ZM10 66H11V65H10ZM12 66H11V67H12ZM20 66H21V65H20ZM23 66H24V64H23ZM23 66H21V67H23ZM69 66L71 67L70 64H69ZM80 66H82V65H80ZM108 66H107V64H106V68H107ZM111 66H109L108 68L111 69V68H112ZM134 66H135V65H134ZM144 66H142V67H144ZM148 66H149V65H148ZM151 66H152V65H151ZM216 66H217V65H216ZM260 66H261V65H260ZM260 66H259V67H260ZM263 66H264V65H263ZM8 67H9V66H8ZM11 67H9V68H11ZM14 67H13V68H14ZM17 67H19V66H17ZM17 67H16V68H17ZM67 67H68V66H67ZM157 67H158V66H157ZM177 67H178V65H177ZM16 68H15V69H16ZM19 68H20V67H19ZM71 68H72V67H71ZM71 68H70V69H71ZM108 68H107V70H108V72H109L110 69H108ZM114 68H115V67H114ZM114 68H112V69L115 70L117 67H116L115 69H114ZM218 68H219V67H218ZM225 68H226V67H225ZM252 68H253V67H252ZM255 68H256V67H255ZM260 68H261V67H260ZM6 69H7V68H6ZM22 69H23V68H22ZM63 69H64V68H63ZM79 69H80V68H79ZM100 69H102V68H100ZM100 69H99V70H100ZM134 69H136V68H134ZM151 69L153 70V67H152ZM151 69H149V70H151ZM154 69L156 70V66L154 67ZM177 69H178V68H177ZM221 69H222V68H221ZM11 70H12V69H11ZM17 70H18V69H17ZM25 70H26V69H25ZM60 70H61V69H60ZM73 70H74V69H73ZM126 70H127V69H126ZM142 70H143V68H142ZM195 70H196V69H195ZM263 70H264V69H263ZM26 71H27V70H26ZM55 71H56V70H55ZM63 71H64V70H63ZM67 71H68V69H67ZM78 71H79V70H78ZM115 71H116V70H115ZM180 71H181V70H180ZM201 71H202V70H201ZM248 71H249V70H248ZM260 71H261V70H260ZM82 72H83V71H82ZM84 72H85V71H84ZM100 72H102V70H101ZM104 72H106V71L104 70ZM108 72H106L107 75H103V76H104V77H102L103 79H104V78L108 79L109 77L112 78L113 76H115V74H113V75H111V76H112V77H111L110 75H108ZM125 72H126V71H125ZM152 72H154V70H153ZM156 72H157V71H156ZM194 72H195V71H194ZM251 72H252V71H251ZM263 72H264V71H263ZM18 73H19V70H18ZM25 73H26V72H25ZM54 73H55V72H54ZM64 73H65V72H64ZM66 73H67V72H66ZM106 73H104V74H106ZM109 73H111V72H109ZM119 73H120V72H119ZM244 73H245V72H244ZM257 73H259V72H257ZM261 73H262V71H261ZM13 74H14V73H13ZM16 74H17V73H15V75H16ZM20 74H21V73H20ZM67 74H68V73H67ZM70 74H71V73H70ZM75 74H76V73H75ZM77 74H78V73H77ZM111 74H112V73H111ZM144 74H145V73H144ZM15 75H14V76H15ZM52 75H53V74H52ZM81 75H82V73H81ZM81 75H80V76H81ZM96 75H97V74H96ZM151 75H153V74H151ZM260 75H261V74H260ZM260 75H259L258 77H260ZM22 76H23V75H22ZM83 76H84V75H83ZM85 76H86V75H85ZM89 76H91V75H89ZM105 76H107L108 78L105 77ZM119 76H120V77H119ZM119 76H118V78H117V77H113V78H112V82L114 81V80H113L114 78H115V80L117 79V81H118L119 78H122L121 75H119ZM122 76H123V75H122ZM156 76H157V75H156ZM237 76H238V75H237ZM52 77H53V76H52ZM57 77H58V76H57ZM168 77H169V76H168ZM188 77H189V76H188ZM13 78H14V77H13ZM27 78H28V76H27ZM87 78H89V77L87 76ZM95 78H97V77H95ZM95 78H94V79H95ZM110 78H109V79H110ZM237 78H238V77H237ZM256 78H257V77H255V79H256ZM83 79H84V78H83ZM92 79H93V78H92ZM94 79H93V80H94ZM103 79H102V80H103ZM123 79H124V76H123ZM156 79H157V78H156ZM214 79H215V78H213V80H214ZM216 79H217V78H216ZM251 79L254 81L253 78H251ZM260 79H261V78H260ZM2 80H3V79H2ZM22 80H23V79H22ZM110 80H111V79H110ZM146 80H147V79H146ZM152 80H153V79H152ZM161 80H162V79H161ZM221 80H222V82H223V79H221ZM247 80H248V79H247ZM257 80H258V79H257ZM19 81H20V79H19ZM119 81L121 82V81H124V80H122V79L120 80V79H119ZM119 81H118V82H119ZM128 81H129V80H128ZM150 81H151V80H150ZM159 81H160V80H159ZM203 81H204V80H203ZM208 81H209V80H208ZM219 81H220V80H219ZM250 81H251V80H250ZM253 81H252L251 83H254V82H255V81H254V82H253ZM258 81H259V80H258ZM6 82H8V81H6ZM22 82H23V81H22ZM49 82H50V81H49ZM49 82H48V83H49ZM59 82H60V81H59ZM77 82H78V81H77ZM106 82H108V81H106ZM153 82H154V81H153ZM215 82H216V81H215ZM220 82H221V81H220ZM220 82H219V83H220ZM229 82H230V81H229ZM123 83H124V82H123ZM154 83H155V82H154ZM166 83H167V82H166ZM202 83H203V82H202ZM249 83H250V82H249ZM251 83H250V84H251ZM255 83H256V82H255ZM255 83H254V84H255ZM49 84H50V83H49ZM73 84H74V83H73ZM75 84H76V83H75ZM77 84H78V83H77ZM99 84H100V83H99ZM101 84H102V83H101ZM105 84H106V83H105ZM111 84H113V83H111ZM190 84H191V83H190ZM203 84H204V83H203ZM209 84H210V83H209ZM239 84H240V83H239ZM246 84H247V83H246ZM7 85H8V84H7ZM43 85H44V83H43ZM56 85H57V84H56ZM89 85H90V84H89ZM97 85H98V84H97ZM113 85H114V84H113ZM126 85H127V84H126ZM156 85H157V84H156ZM176 85H177V84H176ZM217 85H218V84H217ZM228 85H229V84H228ZM258 85H259V84H258ZM258 85H257V86H258ZM71 86H72V85H71ZM173 86H174V85H173ZM177 86H178V85H177ZM220 86H222V84H221ZM223 86H224V85H223ZM226 86H227V85H226ZM248 86H249V85H248ZM250 86H252V85H250ZM254 86H255V85H254ZM254 86H253V87H254ZM73 87H74V86H73ZM76 87H78V86H76ZM100 87H101V86H100ZM122 87H123V86H122ZM150 87H151V86H150ZM163 87H164V86H163ZM207 87H208V86H207ZM90 88H91V87H90ZM118 88H119V87H118ZM128 88H129V87H128ZM166 88H167V87H166ZM217 88H218V87H217ZM229 88H230V87H229ZM240 88H241V87H240ZM258 88H259V87H258ZM57 89H58V88H57ZM62 89H63V88H62ZM75 89H76V88H75ZM78 89H79V88H78ZM112 89H113V88H112ZM114 89H115V88H114ZM122 89H123V88H122ZM163 89H164V88H163ZM174 89H176V88H174ZM178 89H179V88H178ZM188 89H189V88H188ZM214 89H215V88H214ZM225 89H226V88H225ZM247 89H250V88H247ZM27 90H28V89H27ZM60 90H61V89H60ZM68 90H69V89H68ZM71 90L74 91L73 89H71ZM86 90H88V89H86ZM108 90H109V89H108ZM120 90H121V89H120ZM126 90H128L127 87H126ZM134 90H135V89H134ZM143 90H144V89H143ZM145 90H146V89H145ZM152 90H153V89H152ZM159 90H160V88H159ZM202 90H203V89H202ZM239 90H240V89H239ZM0 91H1V90H0ZM76 91H77V90H76ZM100 91H101V90H100ZM114 91H115V90H114ZM130 91H131V90H130ZM193 91H194V90H193ZM204 91H205V90H204ZM207 91H208V90H207ZM223 91H228V90L226 89V90H223ZM240 91H241V90H240ZM60 92H63V91L61 90ZM66 92H67V91H66ZM85 92H86V91H85ZM103 92H104V91H103ZM126 92H127V91H126ZM144 92H145V91H144ZM179 92H180V91H179ZM183 92H184V91H182V94H183ZM188 92H190V91H188ZM191 92H192V90H191ZM209 92H210V91H209ZM32 93H33V92H32ZM53 93H54V92H53ZM69 93H71V92H69ZM112 93H113V92H112ZM150 93H152V92H150ZM155 93H156V92H155ZM165 93H166V92H165ZM170 93H171V92H170ZM174 93H175V92H174ZM205 93H206V92H205ZM214 93H215V92H214ZM217 93H218V92H217ZM221 93H222V92H221ZM227 93H228V92H227ZM234 93H235V91H234ZM238 93H239V92H238ZM238 93H237V94H238ZM240 93H241V92H240ZM244 93H245V92H244ZM5 94L8 95L7 93H5ZM46 94H47V93H46ZM49 94H50V93H49ZM61 94H62V93H61ZM66 94H67V93H66ZM81 94H82V93H81ZM81 94H80L79 96H81ZM85 94H86V93H85ZM93 94H94V93H93ZM98 94H99V93H98ZM98 94H97V95H98ZM101 94H102V93H101ZM103 94H104V93H103ZM108 94H109V93H108ZM127 94H128V93H127ZM137 94H138V93H137ZM184 94H185V93H184ZM189 94H190V95H193V94H191V93H189ZM218 94H219V93H218ZM237 94H236V95H237ZM242 94H243V93H242ZM246 94H247V93H246ZM260 94H261V92H260ZM263 94H264V93H263ZM74 95H75V91H74ZM82 95H83V94H82ZM87 95H88V94H87ZM146 95H147V94H146ZM146 95H144V96H146ZM174 95H175V94H174ZM186 95H187V94H186ZM47 96H48V94H47ZM66 96H67V95H66ZM69 96H70V95H68V97H69ZM72 96H73V95H72ZM72 96H70V97H72ZM79 96H78V97H79ZM83 96H84V95H83ZM95 96H96V94H95ZM95 96H94V97H95ZM105 96H106L105 98H107V95H105ZM128 96H129V95H127V97H128ZM148 96H149V95H148ZM156 96H158V95H156ZM169 96H170V94H169ZM232 96H234V95L232 94ZM238 96H239V95H238ZM243 96L245 97V94H243L242 97H243ZM12 97H13V96H12ZM44 97H45V95H44ZM64 97H65V95L63 96V98H64ZM68 97H67V99L64 98V102L60 101V102H62V110H64V112L67 110V114H68V112H69L70 109H71V108L69 107V106H70V103H71L70 100L73 98V97H72V98H68ZM74 97H75V96H74ZM88 97H89V96H88ZM109 97H110V96H108V98H109ZM120 97H121V96H120ZM230 97H231V96H230ZM14 98H15V97H14ZM21 98H22V97H21ZM39 98H40V96H39ZM55 98H56V96H55ZM75 98H76V97H75ZM92 98H93V97H92ZM101 98H102V100H103L104 97H101ZM111 98H112V97H111ZM128 98H129V97H128ZM135 98H136V97H135ZM140 98H141V97H140ZM153 98H154V97H153ZM161 98H163V97H161ZM191 98H192V97H191ZM226 98H227V97H226ZM237 98H238V97H237ZM240 98H241V97H240ZM37 99H38V98H37ZM73 99H74V98H73ZM76 99H77V98H76ZM88 99H89V98H88ZM95 99H96V98H95ZM97 99H98V98H97ZM118 99H119V97H118ZM118 99H117V100H118ZM124 99H125V98H124ZM126 99H127V98H126ZM138 99H139V98H138ZM147 99H148V97H147ZM184 99H185V98H184ZM241 99H242V98H241ZM246 99H247V98H246ZM248 99H249V97H248ZM248 99H247V100H248ZM22 100H23V99H22ZM92 100H93V99H92ZM104 100H105V99H104ZM108 100H110V99H108ZM108 100H107V101H108ZM117 100H116V101H117ZM151 100H152V98H151ZM153 100H154V99H153ZM157 100H158V99H157ZM165 100H166V99H165ZM189 100H191V99L189 98ZM6 101H7V100H6ZM45 101H46V100H45ZM52 101H53V100H52ZM56 101H57V99H56ZM76 101H77V100H76ZM120 101H121V99H120ZM122 101H123V100H122ZM126 101H127V100H126ZM126 101H125V102H126ZM133 101H134V100H132V102H133ZM142 101H144V100L142 99ZM146 101H147V100H146ZM177 101H178V99H177ZM185 101H186V100H185ZM187 101H188V99H187ZM248 101H249V100H248ZM41 102H42V101H41ZM41 102H40V103H41ZM43 102H44V101H43ZM86 102H87V101H86ZM98 102H99V101H98ZM114 102H115V101H114ZM127 102H128V101H127ZM147 102H148V101H147ZM165 102H166V101H165ZM48 103H49V102H48ZM50 103H51V102H50ZM53 103H54V102H53ZM56 103H57V102H56ZM58 103H59V102H58ZM74 103H75V102H74ZM74 103H73V104H74ZM89 103H90V101H89ZM115 103H117V102H115ZM141 103H142V102H141ZM143 103L147 106V104H146L145 102H143ZM143 103H142V104H143ZM153 103H154V102H153ZM197 103H198V101H197ZM60 104H61V103H60ZM144 104H143V105H144ZM151 104H152V103H151ZM183 104H184V103H183ZM195 104H196V103H195ZM217 104H218V103H217ZM47 105H48V104H47ZM51 105H52V103H51ZM53 105H54V104H53ZM88 105H89V104H88ZM94 105H95V104H94ZM94 105H93V106H94ZM143 105H142V107H143ZM145 105H144V107H145ZM149 105H150V104H149ZM152 105H153V104H152ZM158 105H159V104H158ZM166 105H167V104H166ZM191 105H192V104H191ZM15 106H16V105H15ZM36 106H37V105H36ZM42 106H43V105H42ZM42 106H41V107H42ZM55 106H56V105H55ZM71 106H72V105H71ZM83 106H84V105H83ZM110 106H111V105H110ZM155 106H156V105H155ZM219 106H220V105H219ZM222 106H223V105H222ZM237 106H238V105H237ZM18 107H19V106H18ZM20 107H21V106H20ZM27 107H28V106H27ZM39 107H40V106H39ZM45 107H46V106H45ZM53 107H54V106H53ZM60 107H61V106H60ZM149 107H151V106H149ZM183 107H184V106H183ZM186 107H188V106L186 105ZM186 107H185V108H186ZM192 107H194V106H192ZM196 107H197V106H196ZM214 107H215V106H214ZM35 108H36V107H35ZM43 108H44V107H43ZM47 108H48V106H47ZM49 108H50V107H49ZM58 108H59V107H58ZM67 108H68V109H67ZM69 108H70V109H69ZM96 108H97V107H96ZM111 108H112V107H111ZM116 108H117V107H116ZM127 108H128V107H127ZM134 108H135V107H134ZM152 108H153V107H152ZM162 108H163V106H162ZM164 108H165V105H164ZM198 108H199V107H198ZM237 108H238V107H237ZM237 108H236V109H237ZM15 109H16V108H15ZM21 109H22V108H20V110H21ZM29 109H30V108H29ZM81 109H82V108H81ZM93 109H94V107H93ZM98 109H99V108H98ZM118 109H119V108H118ZM129 109H130V108H129ZM154 109H155V108H154ZM182 109H183V108H182ZM196 109H197V108H196ZM204 109H205V108H204ZM216 109H217V108H216ZM219 109H221V108H219ZM219 109H218V110H219ZM40 110H42V109H40ZM46 110H47V109H46ZM50 110H51V109H50ZM59 110H61V108H60ZM62 110H61V115H62ZM68 110H69V111H68ZM75 110H76V109H75ZM82 110H83V109H82ZM109 110H110V109H109ZM119 110H120V109H119ZM144 110H145V109H144ZM157 110H158V109H157ZM167 110H168V109H167ZM190 110H192V109H190ZM234 110H235V108H234ZM18 111H19V110H18ZM43 111H44V110H43ZM48 111H49V110H48ZM71 111H73V110H71ZM71 111H70V112H71ZM84 111H85V110H84ZM89 111H90V110H89ZM94 111H95V110H93V112H94ZM115 111H116V110H115ZM158 111H159V110H158ZM158 111H157V112H158ZM162 111H164V110H162ZM188 111H189V110H188ZM195 111H196V110H195ZM198 111H199V110H198ZM198 111H197V112H198ZM202 111H203V110H202ZM206 111H207V110H206ZM206 111H205V112H206ZM222 111H223V109H222ZM225 111H226V110H225ZM241 111H242V110H241ZM23 112H24V111H23ZM51 112H52V110H51ZM64 112H63V113H64ZM78 112H79V111H78ZM78 112L75 111V113H78ZM172 112H173V111H172ZM199 112H200V111H199ZM210 112H211V110H210ZM212 112H213V111H212ZM214 112H215V111H214ZM19 113H20V112H19ZM55 113H56V112H55ZM58 113H59V112L57 111V114H58ZM118 113H119V112H118ZM127 113H128V111H127ZM127 113H126V114H127ZM145 113H147V112H145ZM165 113H166V112H165ZM168 113H169V110H168ZM168 113H167V114H168ZM183 113H184V112H183ZM183 113H182V114H183ZM13 114H14V112L11 113L12 116H13ZM52 114H53V113H52ZM64 114H66V113H64ZM64 114H63V115H64ZM70 114H71V113H70ZM135 114H136V113H135ZM147 114H148V113H147ZM149 114H150V113H149ZM155 114H156V113H155ZM220 114H221V113H220ZM224 114H225V113H224ZM224 114H223V115H224ZM8 115H9V114H8ZM14 115H15V114H14ZM37 115H38V113H37ZM48 115H49V114H48ZM53 115H54V114H53ZM53 115H51V116H53ZM61 115H60V116H61ZM72 115H73V114H72ZM127 115H128V114H127ZM129 115H130V114H129ZM140 115H141V114H140ZM153 115H154V114H153ZM169 115H170V114H169ZM169 115H168V116H169ZM173 115H174V114H173ZM173 115H172V116H173ZM23 116H24V114L22 113V115H21L20 117H23ZM25 116H26V115H25ZM49 116H50V115H49ZM57 116H59V115H57ZM60 116H59V117H60ZM70 116H71V115H70ZM77 116H78V115H77ZM119 116H121V115H119ZM186 116H187V115H186ZM195 116H196V115H195ZM209 116H210V114H209ZM18 117H19V116H18ZM59 117H58V119H59ZM65 117H66V115H65ZM67 117H68V115H67ZM111 117H112V116H111ZM117 117H118V115H117ZM127 117H128V116H127ZM129 117H130V116H129ZM134 117H135V116H134ZM155 117H156V115H155ZM162 117H163V116H162ZM181 117H182V116H181ZM192 117H194V116H192ZM210 117H211V116H210ZM214 117H215V116H214ZM217 117H218V116H217ZM219 117H220V115H219ZM231 117H232V116H231ZM11 118H13V117H11ZM41 118H42V117H41ZM53 118L55 119L56 116L53 117ZM60 118H61V117H60ZM105 118H106V117H105ZM124 118H125V117H124ZM142 118L144 119V117H142ZM145 118H146V116H145ZM151 118H152V117H151ZM169 118H171V117H168V119H169ZM182 118H183V117H182ZM212 118H213V117H212ZM9 119H10V118H9ZM13 119H14V118H13ZM17 119H18V118H17ZM20 119H21V118H20ZM37 119H38V118H37ZM37 119H36V120H37ZM48 119H49V118H48ZM51 119H52V118H51ZM51 119H50L49 121H51ZM58 119L56 118L55 122H56ZM63 119H64V118H63ZM107 119H108V118H107ZM107 119H106V120H107ZM109 119H110V118H109ZM119 119H120V118H119ZM152 119H153V118H152ZM154 119L156 120V118H154ZM180 119H181V118H180ZM213 119H214V118H213ZM222 119H223V118H222ZM32 120H33V119H32ZM66 120H67V119H66ZM73 120H74V119H73ZM124 120H125V119H124ZM181 120H183V119H181ZM220 120H221V119H220ZM223 120H224V119H223ZM13 121H14V120H13ZM15 121H16V120H15ZM18 121H19V120H18ZM41 121H42V120H41ZM47 121H48V120H47ZM52 121H53V120H52ZM52 121H51V122H52ZM58 121H61V120H58ZM62 121H63V120H62ZM99 121H101V120H99ZM99 121H98V122H99ZM156 121H157V120H156ZM158 121H160V120H158ZM165 121H166V120H165ZM171 121H172V120H171ZM174 121H175V120H174ZM176 121H177V120H176ZM189 121H190V120H189ZM42 122H43V121H42ZM98 122H97V123H98ZM128 122H129V121H128ZM128 122H127V123H128ZM161 122H162V121H161ZM161 122H159V123L161 124ZM179 122H180V121H179ZM20 123H21V122H20ZM43 123H44V122H43ZM48 123H49V122H48ZM53 123H54V121H53ZM56 123H59V122H56ZM70 123H71V122H70ZM181 123H182V122H181ZM248 123H249V122H248ZM2 124H3V123H2ZM36 124H37V123H36ZM38 124H39V123H38ZM63 124H64V123H63ZM76 124H78V123L76 122ZM106 124H107V123H106ZM119 124H120V123H119ZM141 124H142V123H141ZM147 124H148V123H147ZM150 124H151V123H150ZM150 124H148V125H150ZM165 124H166V122H165ZM171 124H172V123H171ZM185 124H186V123H185ZM185 124H184V125H185ZM225 124H226V123H225ZM228 124H229V122H228ZM16 125H17V124H16ZM21 125H23V124H21ZM43 125H44V124H43ZM102 125H103V124H102ZM168 125H169V124H168ZM189 125H190V122H189ZM53 126H54V125H53ZM65 126H66V125H65ZM74 126H75V125H74ZM159 126H161V129H159V130H160V131L162 130V131H161V137H162L161 145L163 146L164 144H166V143H165V141L167 140V139H166V135L168 136V134H167V130H166L167 128L162 129L163 124L158 125V127H159ZM171 126H172V125H171ZM235 126H236V125H235ZM60 127H61V126H60ZM66 127H67V126H66ZM155 127H157V126H155ZM164 127H165V125H164ZM164 127H163V128H164ZM227 127H229V126H227ZM239 127H240V126H239ZM243 127H244V126H243ZM246 127H247V126H246ZM40 128H41V127H40ZM62 128H63V126H62ZM68 128H69V127H68ZM70 128H71V127H70ZM108 128H111V126L108 127ZM16 129H17V128H16ZM43 129H44V127H43ZM51 129H52V128H51ZM59 129H60V128H59ZM59 129H58V131H59ZM75 129H76V128H75ZM148 129H149V128H148ZM168 129H172V128H168ZM241 129H242V128H241ZM1 130H2V129H1ZM17 130H19V129H17ZM24 130H25V129H24ZM53 130H55V129H53ZM53 130H52L51 132H53ZM61 130H62V129H61ZM61 130H60L59 132H57V131L54 132L55 134H57V135L55 136V137H56V141H58V140L60 141V142L58 141V144H60V143H62V142H63L64 144H66V142H67L66 140H67V139H65L66 137L64 136V134H62V131H61ZM65 130H66V129H65ZM67 130H68V129H67ZM67 130H66V131H67ZM127 130H128V129H127ZM157 130H158V129H157ZM165 130H166V131H165ZM3 131H4V130H3ZM10 131H11V130H10ZM38 131H39V130H38ZM45 131H46V130H45ZM94 131H95V130H94ZM115 131H116V130H115ZM149 131H150V130H149ZM152 131H153V130H152ZM174 131H175V130H174ZM63 132H64V131H63ZM68 132H69V130H68ZM79 132H80V131H79ZM106 132H107V131H106ZM121 132H123V131H121ZM190 132H191V131H190ZM192 132H193V131H192ZM235 132H236V131H235ZM0 133H1V131H0ZM3 133H5V132H3ZM7 133H8V132H7ZM15 133H16V132H14V134H15ZM17 133H19V132L17 131ZM69 133H70V132H69ZM82 133H83V132H82ZM103 133H104V132H103ZM107 133H108V132H107ZM126 133H127V132H126ZM151 133H152V132H151ZM175 133H176V131H175ZM197 133H198V132H197ZM228 133H229V132H228ZM12 134H13V133H12ZM85 134H86V133H85ZM108 134H109V133H108ZM110 134H111V133H110ZM155 134H157V133H155ZM177 134H178V133H177ZM185 134H186V133H185ZM201 134H202V133H201ZM223 134H224V133H223ZM4 135H5V134H4ZM4 135H3V136H4ZM102 135H103V134H102ZM112 135H113V134H112ZM5 136H6V135H5ZM12 136H13V135H12ZM31 136H32V135H31ZM51 136H52V134H51ZM51 136H49V137H51ZM63 136H64V137H63ZM6 137H7V136H6ZM13 137H15V136H13ZM55 137H53V140H55V139H54ZM75 137H76V136H75ZM83 137H84V136H83ZM83 137H82V138H83ZM89 137H90V136H89ZM97 137H98V136H97ZM109 137H110V136H109ZM176 137H177V136H176ZM0 138H1V136H0ZM2 138H4V137H2ZM67 138H68V137H67ZM84 138H85V137H84ZM95 138H96V137H95ZM149 138H150V137H149ZM152 138H153V137H152ZM158 138H159V136H158ZM219 138H220V137H219ZM49 139H50V138H49ZM64 139H65V140H64ZM73 139H74V138H73ZM90 139H91V138H90ZM113 139H114V138H113ZM159 139H160V138H159ZM199 139H200V138H199ZM204 139H205V138H204ZM228 139H229V138H228ZM232 139H233V138H232ZM36 140H38V139H36ZM46 140H48V139H46ZM53 140L51 139L50 141L52 142ZM79 140H80V139H79ZM168 140H169V139H168ZM193 140H194V139H193ZM219 140H220V139H219ZM225 140H226V139H225ZM230 140H231V138H230ZM230 140H229V141H230ZM61 141H62V142H61ZM64 141H66V142H64ZM71 141H72V140H71ZM93 141H94V140H93ZM98 141H99V140H98ZM98 141H97V142H98ZM120 141H121V140H120ZM202 141H203V140H202ZM216 141H217V140H216ZM48 142H49V141H47V145H46V146L49 147V145H51L53 142H52V143L49 142L50 144H48ZM72 142H73V141H72ZM80 142H81V141H80ZM121 142H122V141H121ZM166 142H167V141H166ZM196 142H197V141H196ZM199 142H200V141H199ZM205 142H206V141H205ZM219 142H220V141H219ZM54 143H55V141H54ZM54 143H53V144H54ZM56 143H57V142H56ZM89 143H90V142H89ZM110 143H111V142H110ZM116 143H117V142H116ZM128 143H129V142H128ZM159 143H160V142H159ZM230 143H231V142H230ZM3 144H4V143H3ZM18 144H19V143H18ZM69 144H70V143H69ZM91 144H94V143H91ZM198 144H199V143H198ZM201 144H202V143H201ZM0 145H2V143H1ZM56 145H57V144H56ZM56 145L54 144V148H55V149H56V147H57ZM62 145H63V144H62ZM73 145H74V144H73ZM77 145H78V144H77ZM101 145H102V144H101ZM107 145H108V144H107ZM114 145H115V144H114ZM123 145H124V144H123ZM195 145H196V144H195ZM43 146H44V144H43ZM46 146H45V147H46ZM55 146H56V147H55ZM60 146H61V145H60ZM60 146H58V147H60ZM78 146H79V145H78ZM78 146H77V147H78ZM164 146H165V145H164ZM199 146H200V145H199ZM206 146H207V145H206ZM223 146H224V145H223ZM0 147H1V146H0ZM4 147H5V146H4ZM50 147H51V146H50ZM50 147H49V148H50ZM61 147H62V146H61ZM61 147H60V148H61ZM200 147H202V146H200ZM41 148H42V147H41ZM49 148L46 147L45 150H48ZM51 148H52V149H51ZM51 148H50V153H51V154H52V153L54 154V152H51V150H52V151H55V152H56V155H57V156L55 155L56 157H58L57 152H58V153H61V152H62V150H61V152H59L60 148H58L59 150L56 149V150H58V151H56L55 149H53V146H52ZM174 148H175V147H174ZM255 148H256V147H255ZM8 149H9V148H8ZM8 149H7V150H8ZM10 149H11V148H10ZM106 149H107V148H106ZM123 149H124V150H123V151H124L123 154H127V155H126V158L128 159L127 156H130V152H128V149H129V148L127 149L126 146H125V148L123 147ZM156 149H157V148H156ZM165 149H166V148H165ZM224 149H225V148H224ZM1 150H2V149H1ZM43 150H44V148H43ZM45 150H44V152H45ZM86 150H87V149H86ZM92 150H93V149H92ZM95 150H96V149H95ZM99 150H100V149H99ZM99 150H98V151H99ZM158 150H159V149H158ZM204 150H205V149H204ZM19 151H20V150H19ZM72 151H73V150H72ZM102 151H103V150H102ZM114 151H115V150H114ZM120 151H121V149H120ZM130 151H131V150H130ZM165 151H166V150H165ZM220 151H221V150H220ZM29 152H30V151H29ZM42 152H43V151H42ZM47 152H48V151H47ZM47 152H46V154L49 153V152H48V153H47ZM115 152H116V151H115ZM157 152H158V151H157ZM162 152H163V151H162ZM170 152H171V151H170ZM193 152H194V151H193ZM215 152H216V151H215ZM23 153H24V152H23ZM40 153H41V152H40ZM97 153L99 154V152H97ZM152 153H153V152H152ZM166 153H167V151H166ZM168 153H169V151H168ZM172 153H173V152H172ZM175 153H176V152H175ZM184 153H185V151H184ZM190 153H191V152H190ZM2 154H3V152H2ZM46 154H38V155H39V158H38V159H41V158L44 159V158L46 157V158H45L46 160L44 159V160H45V161H44L45 163H44L43 161H41V160H43V159L38 160V161L40 162L41 166H42L43 164L45 165V164H47V163L50 164L49 161L47 162V158H48L47 156H48V155H46ZM62 154H63V153H62ZM65 154H66V153H65ZM65 154H64V157H65ZM106 154H107V153H106ZM121 154H122V153H121ZM156 154H158V153H156ZM176 154H178V153H176ZM187 154H188V153H187ZM196 154H197V153H196ZM19 155H20V153H19ZM38 155H36V156L38 157ZM40 155H41V156H40ZM44 155H45V156H44ZM59 155H60V154H59ZM78 155H79V154H78ZM110 155H111V154H110ZM110 155H108V156H110ZM141 155H142V154H141ZM235 155H236V154H235ZM3 156H4V155H3ZM43 156H44V157H43ZM49 156H50V158H51V156H52V160H53L54 158L56 159V157L53 158L54 155H49ZM93 156H94V155H93ZM95 156H96V155H95ZM135 156H136V155H135ZM154 156H156V155H154ZM154 156H153V157H154ZM161 156H162V155H161ZM171 156H172V155H171ZM171 156H170V157H171ZM175 156H176V155H175ZM177 156H178V155H177ZM181 156H182V155H181ZM181 156H180V157H181ZM194 156H195V155H194ZM30 157H31V156H30ZM40 157H41V158H40ZM60 157H61V155L59 156V158H60ZM87 157H88V156H87ZM118 157H119V156H118ZM132 157H133V156H132ZM150 157H151V156H150ZM153 157H152V158H153ZM28 158H29V157H28ZM61 158H63V157H61ZM85 158H86V157H85ZM92 158H93V157H92ZM102 158H104V157H102ZM114 158H115V157H114ZM171 158H172V157H171ZM190 158H191V157H190ZM1 159H4V158H1ZM55 159H54V160H55ZM57 159H58V158H57ZM57 159H56V161L59 160V159H58V160H57ZM68 159H69V158H68ZM73 159H75V158H73ZM88 159H89V158H88ZM93 159H94V158H93ZM106 159H107V158H106ZM133 159H134V158H133ZM135 159H136V158H135ZM145 159H147V158H145ZM175 159H176V158H175ZM177 159H178V158H177ZM177 159H176V160H177ZM180 159H181V158H180ZM194 159H195V158H194ZM48 160H49V159H48ZM81 160H82V159H80V161H81ZM89 160H90V159H89ZM94 160H95V159H94ZM152 160H153V159H152ZM169 160H170V159H169ZM181 160H182V159H181ZM5 161H6V160H5ZM59 161L62 162L61 159H60ZM78 161H79V160H78ZM190 161H191V160H190ZM8 162H9V161H8ZM18 162H19V161H18ZM26 162H27V161H26ZM29 162L31 163V161H29ZM34 162H35V161H34ZM46 162H47V163H46ZM52 162H53V161H52ZM54 162H55V161H54ZM71 162H72V160H71ZM117 162H118V161H117ZM124 162H125V161H124ZM139 162H140V161H139ZM159 162H160V161H158V164H159ZM175 162H176V161H175ZM183 162H184V161H183ZM226 162H227V161H226ZM19 163H21V162H19ZM89 163H91V162H89ZM102 163H103V162H102ZM109 163H110V162H109ZM120 163H121V162H120ZM120 163H119V165H120ZM216 163H217V161H216ZM3 164H6V162L3 163ZM3 164H2V166H3ZM21 164H23V163H21ZM31 164H32V163H31ZM33 164H34V163H33ZM36 164H37V158H36ZM51 164H52V163H51ZM62 164H63V162H62ZM69 164H70V163H69ZM91 164H92V163H91ZM104 164H105V162H104ZM122 164H123V163H122ZM125 164H126V163H125ZM161 164H162V167H160ZM161 164H160V166L158 167V168H161V169H159L160 171H158V172L160 173V172L165 171V173H167L166 171H167V169H169V168H167V167H169V166H168L169 163L167 164V163L164 162V163H161ZM177 164H178V163H177ZM17 165H18V164H17ZM24 165H25V164H24ZM27 165H28V164H27ZM44 165H43V166H44ZM53 165H56V164H53ZM65 165H66V164H65ZM75 165H76V164H75ZM83 165H84V164H83ZM87 165H88V164H87ZM119 165H118V166H119ZM126 165H127V164H126ZM138 165H139V163H138ZM156 165H157V163H156ZM173 165H174V164H173ZM226 165H227V164H226ZM4 166H5V165H4ZM7 166H8V165H7ZM18 166H19V165H18ZM38 166L41 167V166L39 165V163H38ZM43 166H42L41 168L47 167L48 165H47V166H44V167H43ZM51 166H52V165H51ZM61 166H62V165H61ZM109 166H110V165H109ZM153 166H154V165H153ZM13 167H14V166H13ZM25 167H26V166H25ZM39 167H37V168H39ZM67 167H68V166H67ZM80 167H81V166H80ZM95 167H96V166H95ZM95 167H94V168H95ZM101 167H102V166H101ZM104 167L106 168V166H104ZM116 167H117V166H116ZM116 167H115V168H116ZM120 167H121V166H120ZM127 167H128V165H127ZM132 167H133V166H132ZM195 167H196V166H195ZM218 167H219V165H218ZM3 168H4V167H3ZM37 168L35 169L37 172L34 171V173L37 174L36 176H39L38 173H39V172H43V171H39V170H41V169H40V168L37 169ZM54 168L56 169L57 167L54 166ZM82 168H83V167H82ZM158 168H157V169H158ZM227 168H228V167H227ZM12 169H13V168H12ZM22 169H23V168H22ZM26 169H27V168H26ZM45 169H48V168H45ZM50 169H51V171H52L53 167L50 168ZM74 169H75V168H74ZM112 169H113V168H112ZM116 169H117V168H116ZM127 169H129V167L126 168V170H127ZM134 169H135V168H134ZM152 169H153V168H152ZM174 169H175V168H174ZM213 169H214V168H213ZM222 169H223V168H222ZM2 170H3V169H2ZM8 170H10V169L8 168ZM42 170H43V169H42ZM85 170H86V169H85ZM89 170H90V169H89ZM89 170H88V171H89ZM99 170H100V169H99ZM117 170H119V168H118ZM121 170H122V169H121ZM124 170H125V169H124ZM132 170H133V169H132ZM10 171H11V170H10ZM13 171H14V170H13ZM44 171H45V170H44ZM55 171H56V170H55ZM64 171H65V170H64ZM78 171H79V170H78ZM78 171H77V172H78ZM80 171H81V170H80ZM91 171H93V170H91ZM100 171H101V170H100ZM112 171H113V170H112ZM112 171H111V172H112ZM115 171H116V170H115ZM128 171H130V170H128ZM156 171H157V170H156ZM3 172H4V171H2V173H3ZM20 172H21V171H20ZM59 172H62V171L59 170ZM86 172H87V171H86ZM94 172H95V171H94ZM158 172H157V173H158ZM31 173H32V172H31ZM46 173H47V172H46ZM56 173H57V172H56ZM56 173L54 172V169H53V174H49V172H48L49 175H52V176H54V177H55V175H57ZM64 173H65V172H64ZM113 173H114V172H113ZM126 173H127V172H126ZM128 173H129V172H128ZM130 173L132 174V171H130ZM149 173H151V172H149ZM221 173H222V171H221ZM7 174H8V173H7ZM9 174H10V173H9ZM11 174H13L12 171H11ZM41 174H42V173H41ZM54 174H55V175H54ZM88 174H89V173H88ZM108 174H109V173H108ZM115 174H116V173H115ZM115 174H114V175H115ZM118 174H120V172H119ZM118 174H117V176H118ZM163 174H164V173H163ZM30 175H31V174H30ZM91 175H93V174H91ZM127 175H128V176H131L130 174H127ZM146 175H147V174H146ZM149 175H150V174H149ZM0 176H1V175H0ZM2 176H3V175H2ZM8 176H9V175H7V178H8ZM15 176H16V174H15ZM36 176H35V178H36ZM63 176H65V175H63ZM76 176H77V175H76ZM105 176H106V175H105ZM112 176H113V175H112ZM121 176H122V175H121ZM4 177H5V176H4ZM12 177H13V175H12ZM27 177H28V176H27ZM31 177H32V176H31ZM31 177H30V178H31ZM54 177H51V179L54 178ZM57 177H59V176H57ZM57 177L54 178V179H58V180H59V178H57ZM60 177H62V176H60ZM85 177H86V176H85ZM92 177H93V176H92ZM108 177L111 178V180H113V181H116V180H118V179H121L119 176H118V178L113 176V179H112V177H110V175L107 176V179H108ZM131 177H132V178H131ZM131 177H129V178H131V181H133V180H134V179H133V176H131ZM159 177L161 178L162 176L160 175ZM10 178H11V177H10ZM10 178H9V179H10ZM24 178H25V177H24ZM33 178H34V177H33ZM38 178H39V177H38ZM62 178H63V177H62ZM114 178H117V179L114 180ZM126 178H128V177H126ZM156 178H157V177H156ZM3 179H4V178H3ZM21 179H23V178H21ZM72 179H73V178H72ZM77 179H78V178H77ZM89 179H90V178H89ZM89 179H88V180H89ZM93 179H94V178H93ZM102 179H103V178H102ZM132 179H133V180H132ZM145 179H146V178H145ZM168 179H169V178H168ZM0 180H1V177H0ZM4 180H5V179H4ZM11 180H15V179H11ZM16 180H17V179H16ZM16 180H15V181H16ZM26 180H27V179H26ZM35 180H36V179H35ZM58 180H57V181H58ZM64 180H65V179H64ZM88 180H87V181H88ZM111 180L109 179L110 182H111ZM15 181H14V182H15ZM18 181H19V180H18ZM24 181H25V180H24ZM52 181H55V182H52ZM52 181H51V182H52V185L55 184V183H57L56 180H53V179H52ZM74 181H75V180H74ZM107 181H108V180H107ZM113 181H112V182H113ZM134 181H135V180H134ZM177 181H178V179H177ZM6 182H7V181H6ZM21 182H22V181H21ZM26 182H27V181H26ZM28 182H29V180H28ZM34 182H35V181H34ZM45 182H46V181H45ZM49 182H50V181H49ZM58 182L61 183L62 180H59ZM70 182H71V181H70ZM90 182H91V181L89 180L88 183L91 184ZM94 182H95V181H94ZM110 182H109V183H110ZM2 183H3V182L1 181V184H2ZM22 183H23V182H22ZM22 183H21V185H22ZM36 183H37V182H36ZM82 183H83V181H82ZM88 183H87V184H88ZM113 183H116V182H113ZM117 183H118V182H117ZM125 183H126V182H125ZM151 183H152V182H151ZM177 183H178V182H177ZM8 184H9V183H7V185H8ZM19 184H20V183H19ZM19 184H18V187H19ZM31 184H33V183H31ZM31 184H30V185H31ZM39 184H40V183H39ZM49 184H50V183H49ZM58 184H59V183H58ZM58 184H55L56 186L53 185V188H54V187L57 188V189H56V192H57V190H59V188L57 187ZM61 184H64V183H61ZM61 184H60V186H61ZM77 184H78V183H77ZM101 184H102V182H101ZM107 184H108V183H107ZM134 184H135V183H134ZM137 184H138V183H137ZM148 184H149V183H148ZM179 184H180V183H179ZM74 185H75V184H74ZM91 185H92V184H91ZM104 185H105V184H104ZM118 185H119V184H118ZM126 185H128V184H126ZM130 185H131V184H130ZM1 186H2V185H1ZM4 186H6V185H4ZM10 186H11V185H10ZM13 186H14V185H13ZM23 186H24V185H23ZM32 186H33V185H32ZM36 186H38V185H36ZM98 186H99V185H98ZM133 186H134V185H133ZM162 186L164 187V185H161L160 188H158V186L155 185V188L160 189V192H158V191H159L158 189H155L156 191L158 190L157 192L154 191V188H153L151 195H153V193L156 192V193L154 194V196H152V197H154V198L151 197L152 199H147V200H145V198H144L143 200L140 199L139 201H137V203H138L139 205H140L142 202H144V200H145V202L148 201V200H149V202L151 201L150 205L153 204V206L151 205V206H152V210H151L150 205H149V209H150L151 211H149L148 208H147V209H148V212H149V213L146 211V212H147L146 214H148L149 217H150V215L152 216V214H154L155 216H157L156 218H160V216H159V214H161V213H160V209L163 207V206L161 205L162 200H161L160 198L164 196V195H163L164 192H161V190L164 191V189H163ZM167 186H168V187H167L166 189H168V190L172 189V187L169 189V186H170V185H167ZM171 186H172V185H171ZM38 187H39V186H38ZM62 187H65V186H61V189H64V188H62ZM66 187H67V186H66ZM89 187H90V186H89ZM110 187H111V186H110ZM128 187H129V185H128ZM161 187H162V188H161ZM1 188H2V187H1ZM1 188H0V189H1ZM8 188H9V186H8ZM8 188H7V189H8ZM70 188H71V187H70ZM105 188H106V187H105ZM120 188H121V187H120ZM150 188H151V187H150ZM174 188H175V187H173V189H174ZM14 189H15V188H14ZM17 189H18V188H17ZM20 189H21V187H20ZM74 189H75V188H74ZM115 189H116V188H115ZM118 189H119V188H117V190H118ZM123 189H124V188H122V191L124 192V191L126 190V188H125V190H123ZM166 189H165V190H166ZM173 189H172V190H173ZM3 190H5V189H3ZM3 190H2V191H3ZM11 190H12V189H11ZM23 190H24V189H23ZM35 190H36V189H35ZM54 190H55V189H54ZM54 190H53V191H54ZM69 190H70V189H69ZM71 190H72V189H71ZM87 190H88V189H87ZM172 190H170V191H172ZM0 191H1V190H0ZM19 191H20V190H19ZM24 191H26V190H24ZM24 191H23L24 194L27 193V192H24ZM60 191H61V190H60ZM62 191H63V190H62ZM62 191H61V192H62ZM66 191L68 192V190H66ZM76 191H77V190H76ZM102 191H103V190H102ZM109 191H110V189H109ZM119 191H121V190H119ZM126 191H127L128 193H130L129 190H126ZM126 191L124 192V194L127 193ZM224 191H226V190H224ZM8 192H9V191H8ZM16 192H17V191H16ZM16 192H15V193H16ZM67 192L64 191V192H62V194L65 195L64 193H67ZM85 192H86V191H85ZM165 192H166V191H165ZM0 193H1V192H0ZM6 193H7V191H6ZM11 193H12V192H11ZM11 193H9V194H11ZM21 193H22V192H21ZM21 193H20V195H21ZM23 193H22V194H23ZM34 193H36V192H34ZM34 193H33V194H34ZM113 193H114V190H113ZM128 193H127V195H128ZM162 193H163V194H162ZM166 193H167V192H166ZM168 193H169V192H168ZM171 193H172V192H171ZM3 194H4V193H3ZM16 194H17V193H16ZM55 194H57V193H55ZM89 194H90V193H89ZM116 194H117V193H116ZM135 194H136V193H135ZM137 194H138V193H137ZM144 194H145V193H144ZM172 194H173V193H172ZM180 194H181V193H180ZM42 195H43V194H42ZM53 195H54V194H53ZM77 195H78V194H77ZM79 195H80V194H79ZM79 195H78L77 197H79ZM91 195H92V194H91ZM142 195H143V194H142ZM142 195H141V196H142ZM146 195H147V194H146ZM162 195H163V196H162ZM6 196H7V195H6ZM9 196H10V198H12V197H11L12 195H9ZM13 196H14V193H13ZM25 196H26V195H25ZM28 196H29V195H28ZM49 196H50V195H49ZM94 196L96 197V195H94ZM105 196H106V195H105ZM41 197H42V196H41ZM45 197H47V196H45ZM54 197H55L54 199H56L57 196H54ZM66 197H67V196H66ZM102 197H103V196H102ZM113 197H114V196H113ZM113 197H112V199L114 200ZM115 197H117V196H115ZM123 197H125V195H124ZM3 198H4V197H3ZM16 198H17V197H16ZM22 198H23V197H22ZM61 198H62V195H61ZM61 198H60V196H59V200H61ZM63 198H64V197H63ZM63 198H62V199H63ZM73 198H74V197H73ZM82 198H83V196L81 197V199H82ZM87 198H88V197H87ZM98 198H100V196H99ZM98 198H97V200H98L97 202H99V199H98ZM105 198H106V197H105ZM118 198H120V197H117V201H119ZM169 198H170V197H169ZM175 198H176V197H175ZM39 199H40V198H39ZM47 199H48V198H47ZM52 199H53V198H52ZM66 199H67V198H66ZM71 199H72V198H71ZM107 199H109V198H107ZM115 199H116V198H115ZM126 199H127V198H126ZM163 199H165V198H163ZM173 199H174V198H173ZM177 199H178V197H177ZM5 200H6V199H5ZM8 200H9V198H8ZM10 200H11V199H10ZM12 200H13V199H12ZM15 200H16V199H15ZM15 200H13V202H16ZM18 200H19V199H18ZM82 200H83V199H82ZM84 200H85V197H84ZM88 200L91 201V200H92V196H91V199H88ZM152 200H153V201H152ZM154 200H155L156 202H155ZM179 200H180V199H179ZM36 201H38V200L36 199ZM78 201H79V199H78ZM94 201L96 202V198L94 199ZM103 201H104V199H103ZM109 201H110L111 203H110ZM164 201H165V200H164ZM174 201L176 202V200H174ZM0 202H1V201H0ZM3 202H4V201H3ZM9 202H10V201H9ZM19 202H20V201H19ZM50 202H51V201H50ZM62 202H63V201H61L60 203L62 204ZM86 202H89V201H85V202L83 201V203H80V204L83 206L82 208L85 207L84 204H86ZM113 202H115V201H113ZM113 202H112L111 200H108V203H110L111 206H112V205L115 206V205L118 203V202H116L115 204H112ZM121 202H122V201H121ZM152 202H153V203H152ZM166 202H167V201H166ZM4 203H5V202H4ZM6 203L8 204V202H6ZM17 203H18V201H17ZM26 203H27V202H26ZM38 203H39V202H38ZM51 203H52V202H51ZM54 203H55V200H54ZM54 203H53V204H54ZM60 203L58 202V197H57V204H56V205L54 204V205H55V206H58V204H60ZM91 203H92V202H91ZM101 203H102V202H101ZM106 203H107V201H105V204H106ZM108 203H107V204H108ZM137 203H136V204H137ZM159 203H160V204H159ZM27 204H28V203H27ZM61 204L59 205V207H60V206L63 207V205H61ZM80 204H79V205H80ZM89 204H90V202H89ZM97 204H98V203H96V205H97ZM105 204H104V206H106ZM110 204H108L107 206L110 207ZM162 204H163V202H162ZM174 204H175V203H174ZM179 204H180V203H179ZM12 205H13V204H12ZM77 205H78V204H77ZM93 205H94V204H93ZM93 205H92V206H93ZM167 205H168V204H167ZM176 205H177V204H175V205H173V206H174V208H176L175 211H178V209H177V206H178V205H177V206H176ZM4 206H5V204H4ZM19 206H20V205H19ZM140 206H141V205H140ZM160 206H162V207L160 208ZM175 206H176V207H175ZM6 207H7V206H6ZM48 207H49V206H48ZM53 207H54V206H53ZM59 207H58V208H59ZM68 207H69V205H68ZM68 207H66L65 209H67ZM88 207H90V206H88ZM97 207H98V205L96 206V209H97ZM100 207H103V206H100ZM108 207H107V208L105 207V208L108 209ZM138 207H139V206H138ZM138 207H137V208H138ZM11 208H13V207H10V209H11ZM19 208H20V207H19ZM21 208H22V207H21ZM54 208H55V207H54ZM58 208H57V210H58ZM80 208H81V207H80ZM105 208H103V209H105ZM127 208H128V207H127ZM137 208L135 207V209H136V210H135V213H136V211H137ZM140 208H141V210H142V207H140ZM14 209H15V208H14ZM52 209H53V208H52ZM65 209H64V207H63V210H61V209L59 208V213L61 214V213L63 212V214H64V215L62 214L63 216L60 215V214L58 213V211H57V213H58L59 215H58L57 213H55V216H57V217H56L57 220H56V222H55V221L52 219V221H53L52 223L54 224V228H52L51 231H52L53 229L56 230V228H60V227H62V225H64V226H63V227L65 228L64 231H67V233L71 235V233H69V232H73V230H74V233H75V232H76V231H75L76 227H75L74 225H71L72 223L69 221L70 219L68 218V214H69V213L66 212V213H68V214L66 215V214L64 213V210H65ZM85 209H86V207H85ZM92 209H94V208H92ZM98 209H100V208H98ZM112 209H113V208H112ZM131 209H132V208H131ZM131 209H130V210H131ZM163 209H164V208H163ZM169 209H170V208H169ZM7 210H8V209H7ZM42 210H43V209H42ZM53 210H54V209H53ZM60 210H61L62 212H61ZM68 210H69V209H68ZM68 210H67V211H68ZM82 210H84V209H82ZM90 210H91V209H90ZM125 210H126V209H125ZM130 210H129V212H131ZM132 210H134V209H132ZM139 210H140V209L138 208V211H137L138 214H136V215H137L136 218H137V219L139 218V219H138L139 221H137V219L134 220V221H137V224H138V225H139V224L141 225L142 223L144 224V222H148L149 220L147 221V220L143 217V216H144V215H143L144 213L142 212V213H143V214H142L143 216H142V215H141V212H140ZM143 210H144V209H143ZM27 211H28V210H27ZM43 211H44V210H43ZM55 211H56V209L54 210V212H55ZM65 211H66V210H65ZM85 211H86V210H85ZM88 211H89V210H88ZM95 211H96V210H95ZM98 211H99V210H97V213H98ZM100 211H101V209H100ZM108 211H109V210H108ZM161 211H163V210H161ZM175 211H174V213H175ZM182 211H183V210H182ZM38 212H39V211H38ZM41 212H42V211H41ZM54 212L51 213V214H53V216H54ZM80 212H81V210H80ZM89 212H90V211H89ZM89 212H88V213H89ZM91 212H92V210H91ZM91 212H90V213H91ZM102 212H103V211H102ZM139 212H140V213H139ZM150 212H151V214H150ZM158 212H159V214H158ZM12 213H13V212H12ZM82 213H83V212H81L80 214H82ZM90 213H89V214H90ZM97 213H96V215H98V217H100L99 214H97ZM104 213H105V212H104ZM106 213H107V212H106ZM112 213H113V212H112ZM114 213H115V211H114ZM123 213H124V212H123ZM135 213H134V215H135ZM164 213H166V212H163L162 217H163V216L165 217L166 214H164ZM176 213H177V212H176ZM43 214H44V213H43ZM51 214L49 213V216H50ZM56 214H57V215H56ZM84 214H85V213H84ZM92 214H93V212H92ZM94 214H95V213H94ZM116 214H117V213H116ZM121 214H122V213H121ZM130 214H131V213H130ZM146 214H145V215H146ZM167 214H168V213H167ZM5 215H6V214H5ZM5 215H4V216H5ZM26 215H27V214H26ZM82 215H83V214H82ZM100 215H102V214H100ZM103 215H104V214H103ZM103 215H102V216H103ZM108 215H109V214H108ZM112 215H113V214H112ZM148 215H147V216H148ZM168 215H169V214H168ZM168 215H166V221L168 220V219H167V216H168ZM180 215H181V214H180ZM182 215H183V214H182ZM8 216H9V214H8ZM41 216H43V215H41ZM55 216H54L53 218H55ZM59 216H62L63 220H62ZM64 216H67V217H64ZM93 216H94V215H92V217H93ZM102 216H101V217H102ZM109 216H110V215H109ZM109 216H106V219H105V218H104V219H105V220H108V221H111L112 219H111ZM114 216H115V215H114ZM127 216H129V214H128ZM155 216H152V217L155 219ZM176 216H177V215H176ZM51 217H52V216H51ZM51 217H50V218H51ZM69 217H70V216H69ZM84 217H85V216H84ZM87 217H89V216L87 215ZM94 217H95V216H94ZM96 217H97V216H96ZM101 217H100V218H101ZM108 217H109V218H108ZM132 217H133V216H132ZM145 217H146V216H145ZM162 217H161V218H162ZM164 217H163V218H164ZM70 218H71V217H70ZM80 218H81V216H80ZM85 218H86V217H85ZM100 218H98V220H97L96 218H94V219H96V221H99V222L101 221L102 223H105L104 219L102 218L101 220H99ZM107 218H108V219H107ZM123 218H124V217H123ZM129 218H130V217H129ZM134 218H135V216H134ZM134 218H133V219H134ZM163 218H162V219H163ZM168 218H170V217L168 216ZM187 218H188V217H187ZM7 219H8V218H7ZM44 219H45V218H44ZM46 219H47V218H46ZM46 219H45V220H46ZM58 219H59V220H58ZM60 219H61L65 224H63L62 221H60ZM67 219H68V220H67ZM90 219L92 220L91 217H90ZM90 219H86V220H90ZM109 219H110V220H109ZM130 219H131V218H130ZM133 219H132V220H133ZM143 219H144V220H143ZM147 219H148V218H147ZM149 219L151 220V218H149ZM164 219H165V218H164ZM184 219H185V218H184ZM82 220H83V219H82ZM102 220H103L104 222H103ZM127 220H128V219H127ZM132 220H131V221H132ZM140 220H141V221H140ZM152 220H153V219H152ZM152 220H151V222H152ZM185 220H186V219H185ZM39 221H41V220H39ZM46 221H47V220H46ZM49 221H50V219H49ZM57 221H60V222H61V223H60L61 226L59 225V227H58V226L55 225V224L57 223ZM68 221H69V222H68ZM71 221H72V219H71ZM76 221H78V220H76ZM96 221H94L95 223H94L93 221H91V223L93 222L95 225H97V227H96L95 225L92 224V227L94 226V227L98 228L99 225L102 224V223L100 222V224L98 225V224H96V223H98V222H96ZM128 221H129V220H128ZM134 221H133V222H134ZM155 221H156V220H155ZM157 221L159 222V219H158ZM172 221H173V220H172ZM180 221H183V220H180ZM180 221H176V224H174V225H177V226L180 227L181 225H179V224H182V223H180ZM9 222H10V221H9ZM74 222H75V221H73V223H74ZM78 222H80V221H78ZM85 222H86V221H85ZM114 222H115V221H114ZM138 222H140V223H138ZM158 222H157L156 226L158 225ZM162 222H163V221H161L157 227H159V226L162 227V225H164V224H166V223H168V225H169V223H170V222H166V223L162 224ZM177 222H178L179 224H177ZM2 223H3V222H2ZM5 223H6V222H5ZM52 223H51V224H52ZM67 223H69V224H67ZM70 223H71V224H70ZM112 223H113V222H111V226H112ZM149 223H150V222H149ZM153 223H154V222H153ZM173 223H175V221H174ZM58 224H59V222H58ZM66 224H67L68 226L71 225V226H73V227H75V228L70 227V226L68 227V226H66ZM76 224H77V223H76ZM78 224H79V223H78ZM80 224H81V223H80ZM80 224H79V227H80ZM83 224H84V223H83ZM86 224H89V222L86 223ZM86 224H84V225H85V226H84V230L86 229L85 232L87 231V228H88L89 225H90V224H89V225H86ZM107 224H108V222H107ZM107 224L105 223V228H107V227H106ZM125 224H126V223H125ZM132 224H133V223H132ZM161 224H162V225H161ZM171 224H172V222L170 223V225H171ZM192 224H193V222H192ZM41 225H43V224H41ZM81 225H82V224H81ZM115 225H116V224H115ZM140 225L138 226L137 229H135V230H136L135 233H134V231H133L132 233H130V235H131V234H132L133 236L135 235L133 239H131V237H128V236L125 235V236L127 237V240H124V239H126V237H125L124 239H122L123 241L118 242V243H119V246H120V247L122 246L121 248H122L124 251H126V254L124 255V253H125V252H124V253H123V256H126V257H127V258H126L127 261H126L125 259H123V260H122V259H119L120 256L117 258L118 261H120V260L123 261V262H122L123 264H124V261H126L125 264H127V263H128V264H131V263L134 264L135 261H136V260H135L136 258H135L134 256H135V253H137V251H135V250H136L135 247H137V244L139 245V242H140V241H139L138 238H141V237H139L140 235H142V236L145 235V233H144V235H143V232H145V231H143V230L146 229V227H145V228H144V227H141V228H143V229H140ZM144 225H145V224H144ZM150 225H152V223H151ZM168 225L166 224V226H168ZM182 225H183V224H182ZM185 225H187V224H185ZM13 226H14V225H13ZM86 226H87V227H86ZM90 226H91V225H90ZM100 226H101V225H100ZM111 226H109V227H111ZM117 226H118V224H117ZM141 226H143V225H141ZM147 226H149V225H147ZM156 226H155V227H156ZM52 227H53V226H52ZM66 227H67V228H71V229H67V230H66ZM82 227H83V225H82ZM85 227H86V228H85ZM113 227H114V226H113ZM115 227H116V226H115ZM163 227L165 228V226H163ZM181 227H183V226H181ZM50 228H51V227H50ZM50 228H49V229H50ZM72 228H73V230H72ZM122 228H124V227H122ZM149 228H150V227H149ZM164 228H163V230H164ZM45 229H46V228H45ZM111 229H113V228H111ZM120 229H121V228H120ZM147 229H148V228H147ZM153 229H154V228H153ZM160 229L162 230V228H159V230H160ZM175 229H176V228H175ZM194 229H195V228H194ZM55 230H53L52 232H53V237L55 238L54 241L57 240V241H56L57 243L55 244V242H54L53 245H54V246H55V245H58V246H55V247L53 246V247H54V248H57V250H56L57 253L55 252V249L53 248L54 250H53V253L51 254L53 257L50 256V257H52L53 259H50V258H49V260H51V261H50L48 264H63L62 261H64L65 258H66L65 260H67V257H66V256H68L67 254H70V253H65V252H68L69 249L66 248V250H65V246H64V245H65L64 243L67 242V237H68V235H66V234H67L66 232H64V234H63V231L61 232V230H63V229H59V230H57L58 233L61 232L60 234H61V236H62L63 238H62L58 233H55V235H54V232H56ZM68 230H70V231L68 232ZM71 230H72V231H71ZM91 230L94 232L93 229H91ZM91 230H90V231H91ZM98 230H99V229H98ZM107 230H108V229H107ZM155 230H157V229H155ZM184 230H185V229H184ZM0 231H1V230H0ZM59 231H60V232H59ZM78 231H80V230H78ZM78 231L75 233L76 235L73 233L74 237L71 235V236H72V237H71L72 239H73V238H78V237L80 238V237H82V235H84V236H86V235L89 236V233H90V236H91V233H92V235L94 236V235H95V232L97 233V231L95 230V232H94V234H93V232H92V231L90 232L89 229H88L89 233H87V234L85 235L83 231H82V232L80 231L81 233L78 232ZM88 231H87V232H88ZM179 231H180V229H179ZM99 232H100V231H99ZM101 232H102V231H101ZM153 232H154V231H153ZM183 232H184V231H183ZM183 232H182V233H183ZM5 233H6V232H5ZM5 233H4V236L6 237ZM9 233H10V232H9ZM9 233H8V234H9ZM78 233L81 234V236H78V235H79ZM82 233H83V234H82ZM133 233H134V234H133ZM157 233H159L158 230H157V232H156L155 234H157ZM186 233H187V232H186ZM0 234H2V233H0ZM17 234H18V233H17ZM49 234H50V233H49ZM77 234H78V235H77ZM146 234H147V233H146ZM19 235H20V234H19ZM56 235H57V237H58V235H59L62 239L60 238V241H58L59 237H58V239H57ZM63 235L66 236V239H65V237H64ZM70 235H69V236H70ZM96 235L98 236V233H97ZM130 235H129V236H130ZM0 236H1V235H0ZM7 236H8V235H7ZM75 236H77V237H75ZM87 236H86V237H87ZM90 236H89V237H90ZM122 236H123V235H122ZM133 236H132V237H133ZM148 236H149V235H148ZM154 236H155V238H157L156 235H154ZM157 236L159 237V234H158ZM212 236H213V235H212ZM10 237H12V236H10ZM18 237H19V236H18ZM53 237H52V241H53ZM91 237H92V236H91ZM99 237H100V236H99ZM103 237H104V236H103ZM105 237H106V236H105ZM109 237H110V236H109ZM117 237H118V236H117ZM160 237H161V235H160ZM160 237H159V239H160ZM3 238H4V237H3ZM7 238H9V236H8ZM14 238H15V237H13V239H14ZM96 238H97V237H95V239H96ZM150 238H151V237H150ZM150 238H149V239H150ZM155 238L152 237L151 240L154 239L153 241H154L156 244H157V242H158V244H160L159 241H161L162 239H160V240L158 239V240H159V241H158V240H156ZM179 238H181V237H179ZM4 239H5V238H4ZM13 239H12V240H13ZM68 239H69V237H68ZM72 239H69V241H71ZM81 239L84 241L85 238L83 237V238H81ZM81 239H78V240L80 241ZM93 239H94V238H93ZM95 239H94V240H95ZM99 239H100V238H99ZM99 239H98V240H99ZM108 239H110V238H108ZM137 239H138V241H137ZM61 240H63V241H61ZM65 240H66V241H65ZM73 240H74V239H73ZM73 240H72V242H73ZM78 240H77V241L74 240V242L76 241V242H75L76 244H77V242L80 243ZM102 240H103V239H102ZM105 240H106V239H105ZM133 240H134V241H133ZM151 240H150V241H151ZM155 240H156V241H155ZM179 240H180V239H179ZM206 240H207V239H206ZM10 241H11V240H10ZM13 241H14V240H13ZM15 241H16V240H15ZM83 241H82V242H83ZM88 241H89V240H88ZM108 241H109V240H108ZM144 241H145V240H144ZM148 241H149V240H148ZM148 241H147V242H148ZM6 242H7V240H6ZM20 242H21V241H20ZM82 242H81V243H82ZM93 242H94V241H93ZM99 242H100V241H98L97 243L99 244ZM142 242H143V241H142ZM154 242H149V243H151L152 246H153ZM161 242H162V241H161ZM1 243H2V239H1ZM3 243H4V242H3ZM16 243H17V242H16ZM67 243H68V242H67ZM70 243H71V242H70ZM89 243L92 244L91 241H90ZM95 243H96V242H95ZM95 243H94L93 245H95ZM102 243H104V241L101 242V244H102ZM108 243H109V242H108ZM118 243H117V244H118ZM9 244H10V243H9ZM68 244H69V243H68ZM84 244H85V243H84ZM114 244H115V242L112 243V245H114ZM120 244H121V245H120ZM130 244H131V246H130ZM158 244H157V246H159ZM4 245H6V243H5ZM12 245H13V244H12ZM12 245H11V246H12ZM16 245H17V244H16ZM19 245H20V244H19ZM69 245H70V244H69ZM74 245H75V244H74ZM77 245H78V244H77ZM102 245H103V244H102ZM51 246H52V245H51ZM66 246L68 247V245H66ZM85 246H86V244H85ZM87 246H88V245H87ZM89 246H90V245H89ZM96 246H97V245H96ZM96 246H95V247H96ZM100 246H101V245H100ZM108 246H111V245H108ZM117 246H118V245H117ZM154 246H156V245H154ZM18 247H19V246H18ZM26 247H27V246H26ZM82 247H83V246H82ZM93 247H94V246H93ZM101 247H102V246H101ZM112 247H114V246H112ZM120 247H118V248H120ZM1 248H5V247L1 246ZM6 248H8V247H6ZM91 248H92V247H91ZM98 248H99V247H98ZM110 248H111V247H110ZM121 248H120V249H121ZM18 249H19V248H18ZM22 249L24 250V248H21V250H22ZM30 249H31V248H30ZM67 249H68V250H67ZM82 249H83V248H82ZM87 249H88V248H87ZM100 249H101V248H99V250H100ZM102 249H105V248L103 247ZM114 249H115V248H114ZM120 249H119V250H120ZM122 249H121V250H122ZM0 250H1V253H3V252L5 251V249H0ZM2 250H3V252H2ZM7 250H9V249H7ZM10 250H11V249H10ZM10 250H9V251H10ZM12 250H13V248H12ZM16 250H17V248H16ZM33 250H34V249H33ZM33 250H32V251H33ZM35 250H36V249H35ZM51 250H52V249H51ZM74 250H75V249H74ZM88 250H89V249H88ZM90 250H91V249H90ZM94 250H95V249H94ZM107 250H108V248H107ZM112 250H113V248H112ZM116 250H118V249L116 248ZM123 250H122L120 253H122ZM129 250H130V252H129ZM9 251H8V253H9ZM25 251H26V250H25ZM79 251H80V250H79ZM84 251H86V250H84ZM97 251H98V250H96L95 252H97ZM100 251H102V250H100ZM104 251H106V250H104ZM17 252H18V251H17ZM21 252H22V251H21ZM35 252H36V251H35ZM35 252H34V253H35ZM54 252L56 253V255H55ZM95 252L92 253V251H91V253H92V254H91V255H92L91 257L94 256L93 254H94ZM128 252H129V253H128ZM134 252H135V253H134ZM206 252H207V251H206ZM1 253H0V257L2 256ZM18 253H19V252H18ZM27 253H28V252H27ZM80 253H81V252H80ZM98 253H99V252H98ZM109 253H110V252H109ZM109 253H107V254H109ZM9 254H10V253H9ZM12 254H13V253H12ZM14 254H15V253H14ZM25 254H26V253H25ZM31 254H32V252H31ZM53 254H54V255H53ZM99 254H101V253H99ZM99 254H98V255H99ZM107 254H106V255H107ZM110 254H111V253H110ZM118 254H119V253H118ZM118 254H117V255H118ZM153 254H154V253H153ZM169 254H170V253H169ZM209 254H210V253H209ZM3 255H4V254H3ZM15 255H16V254H15ZM15 255H14V256H15ZM19 255H20V254H19ZM22 255H23V254H22ZM65 255H66V256H65ZM82 255H85V254H82ZM96 255H97V253H96ZM119 255H120V254H119ZM121 255H122V254H121ZM157 255H158V254H157ZM8 256H9V255H8ZM10 256H11V255H10ZM10 256H9L8 258H10ZM14 256L12 255L11 257L13 258V260H16V258L14 259ZM23 256L27 257L26 255H23ZM28 256H29V254H28ZM33 256H34V255H33ZM101 256H102V255H101ZM113 256L116 257V255H113ZM170 256H171V255H170ZM172 256H173V255H172ZM180 256H181V255H180ZM185 256H186V255H185ZM205 256H206V255H205ZM207 256H208V255H207ZM209 256H210V255H209ZM16 257H17V256H16ZM25 257H24V258H25ZM30 257H31V255H30ZM68 257L70 258V256H68ZM89 257H90V256H89ZM89 257H88V260H91L92 258L89 259ZM98 257H99V256H98ZM110 257H111V256H109V258H110ZM115 257H114V258H115ZM136 257H137V256H136ZM159 257H161V256H159ZM165 257H166V256H165ZM18 258H19V257H18ZM20 258H23V257H20ZM24 258H23V259H24ZM79 258H80V257H79ZM96 258H97V257H96ZM106 258H107V257H106ZM114 258H113V262H114ZM120 258H122V256H121ZM124 258H125V257H124ZM133 258H135V259H133ZM186 258H187V257H186ZM204 258H205V257H204ZM6 259H7V257H6ZM80 259L82 260V258H80ZM94 259H95V258H93V260H94ZM99 259H100V257H99ZM102 259H104V257H102ZM107 259H108V258H107ZM117 259H116L115 261H117ZM157 259H158V258H157ZM164 259H165V258H164ZM169 259H170V258H169ZM171 259H172V258H171ZM11 260H12V259H11ZM19 260H20V259H19ZM19 260H18V261H19ZM33 260H34V259H33ZM49 260L47 259L46 262H48ZM83 260H85V259H83ZM83 260H82V261H83ZM93 260H92V263L94 262ZM100 260H101V259H100ZM100 260H99V261H96V260H95V261H96V262H101L102 260H101V261H100ZM108 260H109V259H108ZM165 260H166V259H165ZM181 260H182V259H181ZM222 260H223V259H222ZM3 261H5V260H3ZM16 261H17V260H16ZM20 261H22V260H20ZM23 261H24V260H23ZM25 261H26V260H25ZM25 261H24V262H25ZM67 261H68V260H67ZM79 261H80V260H79ZM82 261H80L79 263H82V264H83L84 262H82ZM104 261H106V260H103V262H101V263L105 264ZM118 261H117V262H118ZM121 261H120L118 264H121ZM0 262H2V261H0ZM10 262H11V261H10ZM29 262H30V261H29ZM29 262L27 261V263H29ZM44 262H45V261H44ZM77 262H78V261H77ZM87 262H88V261H87ZM106 262H107V261H106ZM111 262H112V260H110V262H109L110 264H117L116 262H115V263H111ZM11 263H12V262H11ZM18 263H19V262H18ZM18 263H17V264H18ZM20 263H21V262H20ZM30 263H31V262H30ZM32 263H33V262H32ZM64 263L66 264L67 262H64ZM88 263H89V262H88ZM88 263H87V264H88ZM109 263H108V264H109ZM156 263H157V262H155V264H156ZM161 263H163V262H161ZM0 264H2V263H0ZM3 264H4V263H3ZM12 264H13V263H12ZM14 264H15V261H14ZM22 264H24V263H22ZM33 264H34V263H33ZM45 264H47V263H45ZM84 264H85V263H84ZM94 264H95V263H94ZM99 264H100V263H99ZM106 264H107V263H106ZM158 264H159V263H158ZM180 264H181V263H180Z\"/></svg>", "mask_w": 264, "mask_h": 264}]
</instances>
